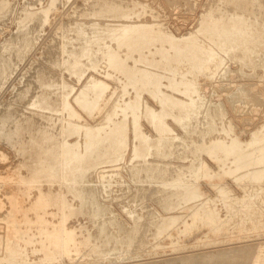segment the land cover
<instances>
[{
  "label": "rangeland",
  "instance_id": "rangeland-1",
  "mask_svg": "<svg viewBox=\"0 0 264 264\" xmlns=\"http://www.w3.org/2000/svg\"><path fill=\"white\" fill-rule=\"evenodd\" d=\"M1 2H0V7H2V9H0V62H1V60L3 61L2 63H0L1 64V68H0V134L2 135L1 137H0V256H1V254L2 253H4L5 252V250H3L4 249V247L2 248V246H3V244L1 243L2 241H3V239L5 238V240L7 239V238H11V239H14V238H17V235H19V234H21V233H24V232H26L28 229L29 230H31L32 232L34 231H38V226H40V224L42 223L41 222V219H42V221H45L44 223H49L50 225L51 224H54V223H56L57 222V219H59L60 217H61V213H59V212H61V211H63V213L65 214L66 213V216H68V222H69V224L70 225H73V226H76V227H78L77 228V230L79 231V232H77L76 233V235L79 237H77V242H78V244L80 245V246H78V252H77V254H76V256H74L73 258L74 259H71V258H67V256H64L63 257V259H64V261L62 262V261H58V260H60L59 258H58V256H59V254L58 253H53L54 252V250H52L53 252H52V254L50 253V252H48L47 250H45V248L43 247L44 246V243H46L45 241H41V240H39L40 239V237H39V235L37 234V237L39 238H37L36 239V237H34V239H35V242H30V241H27L28 243H27V246L28 247H26L27 249H26V253H28V258H31L32 260H29V259H23L22 258V260H21V257H17L16 259L18 260V263H17V261L16 262H14V264L16 263V264H26L27 262H28V264H49L48 262L50 261V264H148V263H152V264H182L181 263V258H178L177 256H179V257H181V255L184 253L185 255L187 254V255H189V253H200L201 251L203 252V251H214V250H220V249H222V248H226L228 245V247L227 248H230V249H233V247L234 246H237V248L236 247H234V248H236V249H238V247L239 246H241L242 245V243H243V245H249V246H253V248H255V250L256 249H264V211L262 210V209H259L260 207H259V203L257 202V203H252L253 201H252V199H251V195H253V196H255V195H257V193L259 192V190H260V187H256V186H254V188H252L253 186H251L250 184H248V186H241V185H239L238 183H236L235 182V178L236 177H239V175L241 176L242 174L244 175V171H237L234 175H230V174H228L227 175V182L223 185H219V186H221V187H212V185L210 184V183H208L207 181H206V177L210 174L209 172H207L206 171V169H203V168H200V167H202L201 166V164L203 165V163H207V165L208 166H210L211 168H213V169H218V165H217V162H216V160L213 158V156H211V153L209 154L208 153V151L211 149V146L212 145H214V144H216V142H219V141H221V140H225V138H227L229 135L228 134H230V138L231 137H233L234 139H236V138H241V139H248V138H250L251 136H253V135H255V134H258V132H259V134H262V132L264 131V62H262V61H264V53L263 52H261V51H259V48L261 47V42H262V40H264V32H262L263 30H264V26H262V25H264V15H262V14H264L262 11H263V9L262 8H264V0L263 1H257L260 5H263L262 6V8H261V6L259 5V4H256V5H258V6H254L252 3V1L251 0H244V2H243V0H242V2H241V0H236V2L234 3V1L235 0H230V1H232L231 3L229 2V0H226L225 1V6L224 5H222L224 2V0L222 1H219V0H122V1H120L119 0V2H118V0H116V1H114V0H109V3L107 2V1H103V0H0ZM3 1H5L4 3H3ZM6 1H8V2H6ZM106 4V2H107V5L105 6V8L106 7H108V8H104V5H103V2ZM125 1V2H124ZM250 2V3H247V2ZM10 2V3H9ZM102 2V3H101ZM114 2V4H112ZM119 3V4H117L118 6H116V3ZM121 2H122V4H121ZM212 2V3H211ZM227 2V3H226ZM228 2H229V4H228ZM237 2H238V5H237ZM241 2V3H240ZM3 3V4H2ZM30 3V4H29ZM34 3V4H33ZM94 3H96V5H98V6H96ZM99 3V4H98ZM123 3H124V5H123ZM214 3H216L215 4V6H214ZM217 3H220V4H218L221 8H222V10H224V14H223V11L220 9V7H219V9H218V5H217ZM4 4H6L5 6H4ZM11 4V5H10ZM32 4V5H31ZM102 5V8H104V10L101 8V5ZM142 4V5H141ZM226 4H228V5H226ZM232 4V5H231ZM236 4V5H235ZM241 4H243V5H240ZM252 5V6H249V5ZM2 5V6H1ZM27 5L28 6H30V9H29V7H27ZM52 5V6H51ZM100 5V6H99ZM111 5V6H110ZM113 5V6H112ZM131 5V6H130ZM210 5V6H209ZM247 5V6H246ZM23 7V10H22V7ZM31 6L33 7L32 9H31ZM120 6H122V7H120ZM157 6V7H156ZM212 6V7H211ZM233 6H235V7H237L236 9V11H235V7H233ZM238 6H239V8H238ZM24 7H25V10H26V12H31L32 11V13H33V15H31V16H33V19H32V17L30 18V16H27L26 15V12H24L25 10H24ZM110 7V8H109ZM116 7V8H115ZM118 7H119V9H118ZM210 7V8H209ZM223 7H224V9H223ZM228 7V8H227ZM244 7V8H243ZM247 7V8H246ZM251 7H253V9L251 8ZM5 8V9H4ZM20 8H21V10H20ZM44 8V10H42L41 11V9H43ZM111 8H113V9H111ZM138 8V9H137ZM209 8V9H208ZM217 8V9H216ZM233 8H234V10H233ZM249 8V9H248ZM254 8H255V10H254ZM259 8H261V10H259ZM36 9H37V11L39 10L40 12H41V14L39 13V11L37 12L36 11ZM97 9H99L98 11H97ZM110 9L112 10V12L110 11ZM115 9H117V10H115ZM208 9V10H207ZM214 9H216V10H214ZM228 9V11H226ZM242 9V10H241ZM251 9V10H250ZM258 9V10H257ZM5 10H6V13H8V14H6L5 13ZM17 10V11H16ZM102 10V11H101ZM106 10V11H105ZM113 10L115 11V12H113ZM145 10V11H144ZM153 10V11H152ZM209 10H210V13H212V14H210V17H209ZM217 10H219V11H217ZM231 10H232V12H231ZM239 10V11H238ZM240 10L242 11L241 13H243L244 14V17H245V19H246V15H247V19H246V23L242 26L243 28H244V31H245V27L247 28L246 30V32L245 33H247L246 34V40H241V42H242V44H241V42L240 43H238L239 41H240V39L238 40V38L236 39V37H235V31L232 29L233 27H232V24H231V21H232V17L231 16H233L234 14H236L237 12H240ZM244 10V11H243ZM246 10V11H245ZM253 10L256 12V14H254V12H253ZM257 10V11H256ZM8 11V12H7ZM19 11H21V12H19ZM95 11V12H94ZM100 11V12H99ZM104 11V12H103ZM125 11V12H124ZM235 11V12H234ZM250 11V12H249ZM253 13H252V12ZM23 12V13H22ZM34 12H37V13H34ZM42 12H43V14H42ZM45 12V13H44ZM97 12V13H96ZM102 12V13H101ZM110 12V13H109ZM204 12V13H203ZM205 12H208V13H205ZM216 12H217V14L219 13L221 16H223V15H225V13H226V17L224 18V17H219V14H218V19H219V22H222L221 24H220V27H222L221 29H222V31L224 32V30H225V32H226V30H227V32L225 33V34H228V35H230V36H228V37H225V38H223V39H227L226 41H222V39H218V37H217V39H216V31L217 30H215L216 28H213V27H211L212 25L210 24V26H207V25H209V23H210V20H209V18L211 19V16L215 19V18H217V16L215 17V15H217L216 14ZM229 14H228V13ZM231 12V13H230ZM244 12H246V13H244ZM105 13V14H104ZM107 13H109V14H107ZM120 13V14H119ZM222 13V14H221ZM252 13V14H251ZM2 14V15H1ZM5 14V15H4ZM20 14V15H19ZM23 14V15H22ZM25 14V15H24ZM93 14V15H92ZM96 14V15H95ZM99 14H103L102 16L101 15H99ZM108 16H107V15ZM206 14V15H205ZM230 14H231V16H230ZM233 14V15H232ZM250 14V15H249ZM255 16H254V15ZM260 14V15H259ZM4 15V16H3ZM19 15V16H18ZM35 15H37V17L35 16ZM39 15V16H38ZM98 15V16H97ZM200 15H202V16H200ZM257 15V16H256ZM1 16H3V17H1ZM20 16H22V18H20ZM27 16V18L29 17L30 19H26L25 17ZM43 16H45L44 18H43ZM228 16V17H227ZM249 16V17H248ZM251 16V17H250ZM259 16H261V17H259ZM14 17V18H13ZM41 17H42V20H41ZM94 17H96L95 18V20H94ZM114 17V19H110V18H113ZM202 17H205V18H203L202 19ZM231 19H230V18ZM257 18L256 20H252V19H250V18ZM263 17V18H262ZM18 18H20V19H18ZM24 18V19H23ZM38 18V19H37ZM99 18V19H98ZM226 18H229V19H227V20H229V21H226ZM18 19V21L19 20H22V22L20 23V21L19 22H17L16 20ZM26 19V24L27 25H25V24H23V26H21V24L24 22V20ZM109 19V20H108ZM154 19V20H153ZM200 19V21H198ZM206 19H207V21H208V23H206L207 21H206ZM217 19V20H218ZM261 19H263V20H261ZM33 20V21H32ZM38 22H41L42 24L40 25V23H38ZM41 20V21H40ZM46 20V21H45ZM87 20V21H86ZM96 20H97V22H96ZM112 20V21H111ZM141 22V21H144V22H148V23H150V24H152L153 22V24H152V28L154 29V28H156L157 26H159L160 28H159V30H157L158 28H156V29H154V31H156L155 32V34H153L154 35V37L156 36L157 38H160L161 36V40H164L165 42L164 43H169V42H173L175 39V42H177V43H181V42H187V43H193V42H195L196 44H197V41H198V51H200V52H198L197 50L195 51L199 56H197V54L195 53L194 54V57L192 56V59L193 60H196V62L194 61V63H192L191 65L189 64H187V66H186V69H185V67H183L184 69L182 70V69H176V71H174L173 69H171V67L172 68H175V67H177L178 66V63L175 61V60H173V62L171 61V64L173 65V66H171L170 64H168V63H165V62H163V61H160L161 62V64L159 63H157L156 65L157 66H155L156 67V69L158 70V71H162V73L165 75V77H163L164 79H163V83L165 84V85H163L162 87H161V91H163L164 92V90H165V94H173V96H175L177 99L180 97V99H186V101H187V103L188 104H185V107H182V106H177L176 105V107H170L169 108V106L167 107V105L165 106V108H169V109H175L176 108V113H175V110H172V112H170L169 111V109H168V111H169V115H167L168 117H166V119H167V121L171 124V126H173V128H174V134H178V137H173L172 135H174L173 133H171V135L170 134H168V135H170V136H168V138L166 137L165 138V140L162 142V144L165 146H163V145H161V148L160 149H162V150H160V149H158V146H157V144H158V134L156 133L157 131H154L153 130V128H151L152 127V125L150 126V124L151 123H149L150 122V118H149V116L147 115V114H142V117H141V121H142V128H143V130L144 131H146L148 134H150V136H151V138H150V143H153V144H151L152 146H151V148H150V154H148L147 155V153H145V154H143L144 155V158H143V155H138V156H133V154H131V153H133V152H131V150H132V147H133V138L131 137V138H129L130 140V145H129V148H127V150H126V152L124 153V156H122V157H124V161L122 162V160H123V158L119 161V159H120V157L118 158V157H116V155L115 154H107V155H105L103 158L104 159H106L107 157H109V156H111V157H109V158H107L110 162H113V163H115V165L114 164H112L113 165V167H112V165L110 164V162L106 159L105 160V162H103V165L101 164L102 162H100L101 161V156L99 155V152H101V151H104V150H106V147H107V149L109 148V139H106V138H103V139H105V141L104 140H102L103 141V143L100 141V143L98 144V146L96 147V148H92V149H90L87 153H86V155L88 154V156H79L78 158H76V160L77 159H79V160H81V158L83 159V160H81V161H79V162H81L82 163V161H83V164H80V166L82 167V169L81 170H83L84 171V173L80 170L79 172H78V175H77V177L78 178H80L79 179V185H82L85 181H87V182H85L86 183V185H85V183H84V185L85 186H79L78 185V182L77 183H75L74 185H76V186H78V187H76V186H71V188L70 187H68V186H66V185H60V183L57 181V182H51L50 184H48L49 182H50V180H45L44 178H47V177H49V176H51V175H54L55 177H57V175H56V172L55 171H57V169L56 170H53L52 172H48V171H43L42 169H40L38 166V164L37 163H40L39 161H41V155L43 154V147L44 148H46V147H48L49 145H51V146H53V147H56V144H57V142H58V140H60V138L61 139H63V137H66V139L65 140H67L70 144H71V142L72 143H74L76 140H77V138H78V140H79V138L81 137V135H82V131L81 132H75V130L71 133L70 131L68 132V131H66L67 132V134H66V132L65 131H62L61 130V127L60 126H62L61 124L63 123V120H77V121H80V122H83V123H90V124H95V123H98V122H100L101 121V119L102 118H104V116H105V112L107 111V110H109L110 108H111V105L112 104H109L108 106H107V108L104 110L103 109V111L102 112H99L98 113V111L97 110H95L93 113H88V111L85 109V108H90V106L87 104V102H88V99L90 100L93 96H94V92L92 93V92H90V91H85L84 93H83V91H80V89L79 88H81V86H82V84L83 83H85L87 80H85V79H87V78H89V76L90 75H96V76H98V77H100V78H103V79H105L106 81H108V82H110L111 83V89H109L110 90V92L108 93L109 95H110V93L113 91V90H116V93H115V95H114V97H116V96H119V95H121V93H123V90H124V88L125 87H123V81H121V78L122 79H125V76H124V74L122 73V72H120V70L118 71L116 68H115V66L113 65V64H106V62L105 61H108L106 58H102V55L101 54H98L97 52L94 54V56H98V57H93V54H91L90 56L89 55H87V54H85V56L84 57H81L80 56V54H81V52H80V50H82V54H83V52H87V51H89V50H84V49H88L87 47H89V46H87V45H89V37H90V39H91V37L93 38L95 35H97V34H100V36H103V37H105V38H111L112 40H113V46L116 44L117 45V41L115 40L116 39V37L114 36V35H111L110 34V36L108 35V34H106V33H108V32H110L109 30H111V28H110V25H106L105 23H107L108 24V22L109 23H112V22ZM118 20V21H117ZM205 21V23H204V21ZM260 20V21H259ZM32 23H31V22ZM45 21V22H44ZM80 22V23H76V22ZM106 21V22H105ZM111 21V22H110ZM201 21H203V23L201 22ZM226 23H225V22ZM248 21V22H247ZM250 21V22H249ZM252 21L254 22V21H259L258 23L257 22H254L253 24H252ZM30 24H29V23ZM77 24H75V23ZM85 23V24H83V23ZM89 22H90V24H89ZM91 22H92V25H91ZM94 22H96L95 24H93ZM104 22V23H103ZM155 22H157V23H155ZM229 22H230V24H229ZM36 25H35V24ZM45 23V24H44ZM101 23V25H99ZM248 23V24H247ZM18 24H19V26H18ZM39 24V25H38ZM80 26H79V25ZM86 24H87V27H85L86 26ZM97 24H98V26H97ZM105 24V25H104ZM155 24V25H154ZM158 24V25H157ZM203 24H204V26H203ZM207 24V25H206ZM223 24H225V25H223ZM252 24V25H251ZM261 26H260V25ZM38 25V26H37ZM76 25V26H75ZM82 25H83V28H84V30H83V28H82ZM89 25H91L90 27L92 28H90V27H88ZM94 25L95 26H97V28L95 29V27H94ZM103 25V26H102ZM163 26V27H161V26ZM198 25H200L199 27H198ZM222 25V26H221ZM230 25V26H229ZM247 25V26H246ZM250 25V26H249ZM253 25H255V26H253ZM257 25H259V26H257ZM31 26V27H30ZM35 26V27H34ZM93 26V27H92ZM101 26V27H100ZM156 26V27H155ZM197 26V27H196ZM203 26V27H202ZM224 26H227V28L225 27L224 28ZM258 28H257V27ZM18 27H22V28H18ZM24 27V28H23ZM32 27H33V29H32ZM39 29H37V28ZM39 27H41V29L39 28ZM78 27H80L79 29H78ZM200 27L202 28V29H200ZM205 27V29H203ZM207 27H210V28H212V29H207ZM228 27H229V29H228ZM249 27V28H248ZM250 27H252V28H250ZM261 27V28H260ZM17 29V32H18V30H19V35H18V33L16 34V36L14 35L15 33H14V31H16V30H14V29ZM28 28H29V32L27 33L26 32V30L28 31ZM31 28V29H30ZM43 28V29H42ZM86 28H88L89 29V31L86 29ZM163 28H165L164 30H162ZM198 30H197V29ZM253 28H254V30L257 32V29H258V32L256 33L254 30H253ZM257 28V29H256ZM260 28V29H259ZM23 29V30H22ZM81 29H82V33H81ZM85 29H86V31H85ZM195 29V30H194ZM262 29V30H261ZM14 30V31H13ZM20 30H21V32H20ZM25 30V31H24ZM33 30V31H32ZM37 30V35H35V33H34V31H36ZM90 30H91V32H90ZM93 30V31H92ZM95 30V31H94ZM97 30V31H96ZM105 30V31H104ZM167 30V31H166ZM168 30H169V32H168ZM189 30V31H188ZM200 30H201V32H200ZM204 30V31H203ZM213 30H214V33H213ZM228 30H229V32H228ZM248 30L250 31V32H248ZM39 31V32H38ZM76 31H77V33H76ZM79 31V32H78ZM84 31V32H83ZM162 33H161V32ZM164 31V32H163ZM166 31V32H165ZM188 31V32H187ZM203 31V32H202ZM230 31H231V33H230ZM23 32V33H22ZM31 32V33H30ZM87 32V33H86ZM104 32V33H103ZM158 32V33H157ZM197 32H198V34H197ZM207 32L209 33V35H206L207 34ZM260 32H262L261 34H262V37H261V34H260ZM13 34V36L11 35V34ZM20 33H21V35H22V37H23V39L24 38H27V36L29 35V33H30V35H32V37L29 35L28 37V39L27 40H22V37H21V35H20ZM25 33V34H24ZM28 35H27V34ZM34 33V34H33ZM76 33V34H75ZM80 33V34H79ZM84 33H85V35H84ZM91 33V34H90ZM97 33V34H96ZM152 33H154L153 31H152ZM160 33V34H159ZM163 33H166V34H163ZM171 34L169 37L167 36V34ZM181 33V34H180ZM188 33V34H187ZM200 33H203L202 34V36L204 37V34H205V36H206V38H203L201 35H200ZM232 33H234L233 34V36L231 35ZM251 35H250V34ZM79 34V35H78ZM162 34V35H161ZM172 34H173V36H172ZM184 34V36H182ZM191 34V35H190ZM212 34H215V35H212ZM255 35V36H252V35ZM78 35V36H77ZM87 35H89V36H87ZM93 35V36H92ZM108 35V36H107ZM158 35H160L159 37H158ZM176 35V36H175ZM179 35H181V36H179ZM186 35H188V36H186ZM196 35H197V38H195L196 37ZM210 35L211 36H214L213 38L214 39H211V37H210ZM247 35L249 36V37H247ZM258 37H257V36ZM260 35V36H259ZM10 36H12V37H10ZM19 36V37H18ZM33 36H35V39L33 38ZM82 36V37H81ZM163 36H164V38H166V39H164L163 38ZM234 37L233 38V40H231L230 38H232V37ZM16 37H18V39L20 40V38H21V40L19 41ZM31 37V38H30ZM78 37H81V39L80 38H78ZM88 37V39H86ZM99 37V36H98ZM174 37V38H173ZM178 37V38H177ZM182 37V38H181ZM183 37H187L186 39L185 38H183ZM191 37H193V39L191 38ZM230 37V38H229ZM252 37V38H251ZM8 38V40H6ZM71 38H74V39H71ZM113 38H115V39H113ZM169 38H170V41H169ZM209 38H210V40H209ZM228 38L230 39V41L228 40ZM248 38H249V40H248ZM251 38V39H250ZM256 38H257V40H261V42L260 41H258V42H254V41H257L256 40ZM260 38V39H259ZM5 39V40H4ZM11 39V40H10ZM16 39V40H15ZM31 39V40H30ZM33 39H34V41H33ZM183 41H182V40ZM187 40V41H185V40ZM188 39H190V40H188ZM195 39V40H194ZM198 39V40H197ZM202 39V40H201ZM204 39V40H203ZM253 39V40H252ZM70 40H74L76 43H74V42H72V41H70ZM81 40V41H80ZM88 40V41H87ZM168 40V41H167ZM178 40H180V41H178ZM211 40H213V41H211ZM215 40H216V42H217V44H216V42H215ZM2 41H3V43H2ZM6 41H8V44H7V42ZM12 41V42H11ZM17 41H19L20 42V44L17 42ZM22 41H24V42H22ZM29 41H31V42H29ZM33 41V42H32ZM64 41V42H63ZM67 41H69V42H67ZM78 41V42H77ZM189 41H191V42H189ZM193 41V42H192ZM228 41L229 42H232V43H230L231 44V46L229 47V46H227V45H230V44H227L228 43ZM235 41H236V44H235ZM244 41H247V42H244ZM250 43H252V42H254L253 44H252V46H253V48L256 46V45H258L259 46V43H260V47H258V46H256L257 47V49H252V47H251V44L249 45V42ZM12 44H11V43ZM22 42V43H21ZM29 42V43H28ZM72 42V43H71ZM83 43V42H85V45H84V43L83 44H81V43ZM86 42H89L88 44H86ZM212 42L214 43V44H212ZM218 42H219V45H218ZM224 42V43H223ZM227 42V43H226ZM244 42V43H243ZM15 43V44H14ZM17 43V44H16ZM26 43L28 44V45H30V47L28 46V45H26ZM32 43V44H31ZM64 43L67 45V47H66V45L64 46ZM78 43L80 44L79 46H78ZM202 43H203V45H202ZM222 43L224 44V45H222ZM238 43V44H237ZM4 44H6V45H9V47L8 46H4ZM22 45V47L20 48V46L19 45ZM69 44V45H68ZM70 44H72V45H70ZM95 43H93V45H94ZM201 44V45H200ZM205 44V45H204ZM11 45H12V47H14V48H12L11 47ZM14 45V46H13ZM18 47H16V46ZM24 45V46H23ZM73 45L75 46L74 48H73ZM84 45V47L83 48H81L82 46ZM96 45V44H95ZM94 45V46H95ZM210 45V46H209ZM222 47H221V46ZM236 47H235V46ZM243 45H248V47L247 46H245L244 48H246V49H244L243 48ZM255 45V46H254ZM25 46H27V47H29V49L27 48V47H25ZM70 46H72L70 49H69V47ZM204 46V47H203ZM226 46V47H225ZM233 46V49H232V51H231V49L229 50L228 48H231ZM240 46V47H239ZM6 47H8V48H6ZM25 47V48H24ZM50 47V48H49ZM77 47V48H76ZM80 47V48H79ZM210 49H209V48ZM234 47H235V51L233 52V50H234ZM249 47H250V49L251 50H249ZM263 47H264V41H263V43H262V48H260V50H262V51H264V49H263ZM7 49V50H5V51H3L4 49ZM17 50H16V49ZM33 48V49H32ZM64 48V49H63ZM67 48V50H65ZM201 48V49H200ZM204 48H206L205 49V51H208V49L209 50H211V51H208V52H204ZM220 50H219V49ZM223 48H224V50H223ZM226 48V49H225ZM239 48V49H238ZM240 48H241V50H240ZM242 48H243V50H246L247 51V53H246V55H245V51H243V52H241L242 51ZM248 48V49H247ZM2 49V50H1ZM9 49V50H8ZM22 49H24V50H22ZM27 49L29 50V51H27ZM48 49V50H47ZM63 49V51H61ZM68 49H69V51H71L70 53L68 52ZM203 49V50H202ZM237 49V50H236ZM11 50V51H10ZM12 50H14V51H12ZM26 50V51H25ZM75 50H76V52H75ZM227 50V51H226ZM239 50H240V52H239ZM253 50H255L254 52H253ZM16 51V52H15ZM22 52V53H20V52ZM77 51H79V52H77ZM212 51H216V52H214V53H217V54H214ZM7 52V53H6ZM15 52V53H14ZM27 52V53H26ZM48 52V53H47ZM74 52V53H73ZM202 52H204V53H202ZM233 52V53H232ZM239 52V53H238ZM250 52V53H249ZM252 52V53H251ZM259 53V55H258V53ZM6 53V54H5ZM14 53V54H13ZM17 53V54H16ZM64 53V54H63ZM67 53H68V55H67ZM72 53V54H71ZM88 53V52H87ZM200 53V54H199ZM209 53V54H208ZM214 55H216V56H214ZM218 53H219V56H218ZM225 53H226V55H225ZM229 53H232V54H230V57H229ZM255 53V54H254ZM263 53V54H262ZM20 54V56H18ZM22 54H24V55H22ZM63 54V55H62ZM74 54H76V57H81V59H80V65L78 64L77 65V67H73V64H69L68 65V63H73L72 62V60L73 59H75V56H74ZM81 54V55H82ZM206 54V58H207V56H208V58L207 59H209L210 58V56H211V60L209 59L208 61H207V59L205 58V55ZM235 54H237V55H239V57H237V55H235ZM242 54V55H241ZM248 54V55H247ZM253 55V56H251V55ZM258 56H257V55ZM260 54H262L263 55V58L262 59H260L261 57H262V55H260ZM7 56V58H5L6 56ZM66 55L68 56V57H66ZM69 55H70V58H69ZM84 55V54H83ZM82 55V56H83ZM89 56L90 58H92V59H90L89 57H87V56ZM203 57V59H202V57ZM213 55V56H212ZM221 55V56H220ZM232 55L233 56H235L234 58L232 57ZM4 56V57H3ZM197 56V57H196ZM242 56H244V58H242ZM246 56V57H245ZM249 56V57H248ZM250 56H251V58H250ZM257 56V57H256ZM260 56V57H259ZM18 57V58H17ZM71 57H73V58H71ZM196 57V58H195ZM199 57H201V58H199ZM212 57H214L213 59H212ZM218 59H216V58ZM225 57V58H224ZM45 58V59H44ZM61 58V59H60ZM67 58V60H64V59H66ZM70 60H69V59ZM187 58V57H186ZM189 58V57H188ZM222 58V59H221ZM227 58V59H226ZM232 58V59H231ZM237 58H238V61H235V60H237ZM243 59V61H242V59ZM245 58H246V60H245ZM248 58V59H247ZM252 58H254V59H252ZM257 58V59H256ZM11 59V60H10ZM104 59H105V61H104ZM200 59L202 60V61H200ZM214 59H216V60H214ZM224 59V60H223ZM230 59V60H229ZM255 59H256V61H255ZM259 59V60H258ZM89 60V61H88ZM100 60V61H99ZM197 60H198V62H197ZM206 60V61H205ZM214 61V63H212L213 61ZM220 60H222V61H220ZM227 60V61H226ZM240 60V61H239ZM247 60L249 61L248 63H249V65L247 64ZM261 60V61H260ZM70 61V62H69ZM208 62V63H206L205 64V62ZM216 61V62H215ZM253 61H254V63H253ZM258 61H259V63H258ZM7 62H9V65H7L8 63ZM11 62V63H10ZM162 62H163V67H162ZM202 62V63H201ZM209 62L211 63V64H209ZM224 64H223V63ZM245 64H244V63ZM252 62V63H251ZM256 62V63H255ZM4 63H7V64H4ZM13 63H15L14 65H13ZM58 63V64H57ZM176 63V64H175ZM200 63V64H199ZM221 63V64H220ZM225 63L227 64L226 66H227V68H225L226 66H224L225 65ZM242 63V64H241ZM260 63H262L263 64V66H260V65H262V64H260ZM13 66H15V67H13ZM38 64V65H37ZM64 64V65H63ZM95 64V65H94ZM168 64V66H165V65H167ZM206 66H205V65ZM219 64L220 65H222V67L221 66H219ZM254 64H255V67H254ZM3 65V66H2ZM161 65V66H160ZM171 67H170V66ZM195 65H196V67H195ZM208 65H210V67L208 66ZM211 65H212V67H211ZM213 65L215 66V67H213ZM218 65V66H217ZM242 65H244V66H242ZM245 65H247V66H245ZM13 68H12V67ZM32 66V67H31ZM88 66V67H87ZM160 68H159V67ZM200 68H199V67ZM203 66V67H202ZM208 66V67H207ZM250 66V67H249ZM260 66V67H259ZM5 67H9L8 68V71L11 73H8V71H7V68H6V70L4 71V69H5ZM18 67V68H17ZM69 67H71V70H70V68ZM164 67H165V69H164ZM166 67H167V69H166ZM251 67H254L253 68V70H252V68ZM259 67V68H258ZM263 67V68H262ZM4 68V69H3ZM72 68H74V69H72ZM192 68V69H191ZM194 68V69H193ZM196 68V69H195ZM198 68L200 69V70H202L203 68H205V70L203 69L202 71H199L198 70ZM207 68H208V70H207ZM209 68L211 69L210 71H209ZM214 68H216V69H214ZM218 68H221L220 70H218ZM262 68V69H261ZM3 71H2V70ZM15 69V70H14ZM43 71H42V70ZM171 71H170V70ZM188 69V70H187ZM223 69V70H222ZM39 70V71H38ZM166 72H165V71ZM191 70V71H190ZM209 71V72H207V71ZM212 70H214V71H212ZM224 70H225V73H224ZM15 71V72H14ZM84 71V72H83ZM179 71V72H178ZM204 71V72H203ZM212 71V73L210 74V72ZM215 71H216V73H217V75H216V73H215ZM222 71V73H220ZM5 72H7L6 73V75H5V77L3 76L4 74H5ZM170 72H171V74H170ZM177 73L176 74V76L177 75H179L178 77H183L184 79L185 78H187L188 79V81H192L193 82V87L194 88H196L197 89V93L195 92L194 94L192 93V96H193V98H194V100L196 99V96H198L197 97V99H200V97H202L200 100L202 101V102H200L199 100H197V101H194L195 103H197L196 105H195V103L193 102V103H189L188 101L190 100V97L186 94L185 95V93L183 92H181V90H183V87H184V85H186V86H189V85H187V84H183V85H181V84H179V86L176 84H174L173 85V83L170 81L171 80V78L170 77H172V75H174L175 73ZM195 74H194V73ZM199 72V73H198ZM200 72L202 73V74H200ZM41 73V74H40ZM48 73V74H47ZM167 73H168V77H167ZM173 73V74H172ZM180 73V74H179ZM182 73V74H181ZM184 73V74H183ZM190 73V74H189ZM193 73V74H192ZM208 73H209V76H211V77H209L208 76ZM213 73L215 74L214 76H213ZM219 73V74H218ZM8 74H10V75H8ZM13 74V75H12ZM45 76H44V75ZM197 74V75H196ZM220 74H222V75H220ZM224 74V75H223ZM43 75V76H42ZM171 75V76H170ZM190 75V76H189ZM191 75L193 76V77H191ZM199 75H201V76H199ZM207 75V76H206ZM226 75V76H225ZM47 76V77H46ZM52 77V76H55V77H52V78H49L48 79V77ZM57 76H58V79H57ZM59 76L61 77H63L64 79H61L60 78V80H59ZM88 76V77H87ZM196 76H198V78H196ZM213 76V77H212ZM223 76V77H222ZM3 77V78H2ZM6 77H7V79L8 80H6ZM13 77V78H12ZM36 77H38V78H36ZM44 77V78H43ZM180 77V78H181ZM191 79H190V78ZM206 77V78H205ZM225 77V78H224ZM4 78H5V80H4ZM55 78L57 79V82H56V85H58L59 86V89H58V86H56V85H54V83H55ZM166 78V79H165ZM208 78V79H207ZM37 79V80H36ZM52 79H54V80H52ZM66 79V80H65ZM168 79V80H167ZM39 80V81H38ZM41 80V81H40ZM42 80H44V81H42ZM49 80V81H48ZM62 80L64 81V83L62 82ZM85 80V81H84ZM165 80H167V82L165 81ZM186 80V79H185ZM198 80V81H197ZM208 80V81H207ZM28 81H29V83H28ZM60 81H61V84H60ZM195 81V82H194ZM22 82V83H21ZM31 82V83H30ZM38 82V83H37ZM49 82H52V83H49ZM67 82V83H66ZM71 84H70V83ZM73 82V83H72ZM172 83V86L170 87V85H171V83ZM204 82V83H203ZM37 83V84H36ZM44 83V84H43ZM47 83V84H46ZM57 83H59L61 86L63 85V87L62 88H60V85L59 84H57ZM66 83V84H65ZM194 83H196V84H194ZM200 85H199V84ZM25 84V85H24ZM28 84H30V86L28 85ZM38 84H40V86L38 85ZM44 85V87H42L43 85ZM50 84V86H52V87H54V86H56L55 88H53L52 89V87L51 88H49V87H47L48 85ZM65 84V85H64ZM67 84H70V85H67ZM169 84V85H168ZM46 85V86H45ZM167 85V86H166ZM198 85H199V87H198ZM241 85V86H240ZM26 86V88H24ZM29 86V88H27ZM64 86H66V87H68L69 86V88H66V87H64ZM139 86V87H138ZM143 86V85H142ZM169 86V87H168ZM182 86V87H181ZM16 87V88H15ZM41 87V88H40ZM46 87V92H45V90H44V88ZM133 88V90H132V88ZM145 87V88H144ZM151 87V88H150ZM178 87V88H177ZM181 87V88H180ZM24 88V89H23ZM39 88H40V90H39ZM139 88H141V86H140V84L139 83H137V85H136V87H135V89H134V87L131 85H129L128 86V89H129V92H128V94H129V96H128V94H125V96H127V97H130V96H133V94H135V91L137 92V89ZM147 88V90L146 91H143V90H145ZM153 87H152V85H149V87H147V86H143L141 89H140V95H141V98L142 99H144L145 101H147V102H149L150 104H153V106L155 105V107H157L158 109L159 108H161V105L159 104V103H161V102H158L159 100H157V99H155V98H153V95L151 94V92L150 91H152L151 89H152ZM167 88V89H166ZM174 88V89H173ZM176 88V89H175ZM180 88V89H179ZM244 88V89H243ZM27 89H29V90H27ZM36 89V90H35ZM48 89H51V90H48ZM58 89V91H56V90ZM62 89H64V91L62 90ZM138 89V90H139ZM143 89V90H142ZM150 89V91L149 92H147L148 90ZM178 89V90H177ZM241 89V90H240ZM24 90V92H26V93H24V92H22V91ZM27 90V91H26ZM42 90V91H41ZM43 90H44V92H43ZM54 90L56 91V92H54ZM78 90V91H77ZM134 91V92H132V91ZM167 90V91H166ZM177 90V91H176ZM199 90V91H198ZM243 90V91H242ZM247 92H245V91ZM21 92L22 94H20L19 95V93L18 92ZM29 91V92H28ZM40 93H38V92ZM47 91H49V92H47ZM61 91H62V94H61ZM77 91V92H76ZM79 91H80V93H79ZM141 91H142V93H141ZM242 91V92H241ZM27 92L29 93L28 95H26L27 94ZM31 92V93H30ZM35 92H37L36 94L37 95H35ZM50 92H53V93H50ZM131 92V93H130ZM169 92H172V93H169ZM198 92H200L199 94H198ZM245 92V93H244ZM16 93H18V94H16ZM42 93H44L43 95H42ZM46 93V94H45ZM88 93V94H87ZM91 95H90V94ZM39 94V95H38ZM85 94V95H84ZM132 94V95H131ZM196 94V95H195ZM245 94V95H244ZM17 95V96H16ZM22 95V98H21V100H20V97L19 96H21ZM23 95H24V97H23ZM26 95V96H25ZM93 95V96H92ZM108 95V96H109ZM185 95V96H184ZM195 95V96H194ZM201 95V96H200ZM247 95V96H246ZM36 96V97H35ZM38 96H42V97H38ZM144 96V97H143ZM188 96V97H187ZM244 98H243V97ZM254 96V97H253ZM19 97V98H18ZM48 98V100H44L45 101V103L43 102V98ZM90 97V98H89ZM10 98H12V99H10ZM33 98V100H31V99ZM34 98H36V99H38V101H39V99L41 98V100H40V102H38L37 100H36V102L39 104V106H38V104H34V102H35V99ZM188 98H189V100H188ZM248 98V99H247ZM252 98V99H251ZM150 101H149V100ZM155 99V100H154ZM238 99V100H237ZM60 100V101H59ZM62 100H64V101H62ZM143 100V101H144ZM235 100V101H234ZM241 100H243V101H241ZM8 101V102H7ZM30 101V102H29ZM70 102L71 104H72V106L77 110V112L80 114L79 115V117L78 116H69L70 114L68 113L69 111L67 110V109H65V107H64V104L66 103V102ZM10 102V103H9ZM35 102V103H36ZM203 102H205L204 104H205V106L203 105ZM211 102V103H210ZM12 103V104H11ZM20 103V104H19ZM28 103V104H27ZM32 103V106H29L30 104ZM52 105L53 106V109H52V106H48L49 107V109L50 110H48V107H47V105ZM61 103H63V110L62 109H60L61 108ZM209 104V107H208V104ZM213 103L216 105H213ZM221 103V106L219 105ZM190 104H192V105H190ZM217 104H218V106H217ZM35 105V106H34ZM57 105H58V107H57ZM213 105V106H212ZM10 106V107H9ZM22 106V107H21ZM34 106V107H33ZM42 106V107H41ZM44 106V107H43ZM188 106V107H187ZM192 106H195V107H192ZM201 106H204V107H202V108H200ZM7 107V108H6ZM45 107H47V108H45ZM60 107V108H59ZM177 107L179 108V109H177ZM190 107V108H189ZM192 107V108H191ZM199 107V108H198ZM213 109H212V108ZM220 107V110L218 109ZM222 107V108H221ZM9 108V109H8ZM13 108V109H12ZM40 108H44V110H42V109H40ZM56 108H58L57 110H56ZM180 108H182V109H184V110H180ZM191 109L190 111H187V110H189V109ZM209 108V110L207 111V109ZM214 108H216V109H214ZM15 109V110H14ZM47 109V110H46ZM195 110L194 112H193V110ZM197 109H199L198 111H197ZM222 109H223V111H222ZM6 110V111H5ZM8 110V111H7ZM12 110V111H11ZM19 110V111H18ZM53 110V111H52ZM54 110H56V112L54 111ZM59 110H60V112H62V113H60L59 112ZM62 110V111H61ZM186 110V111H185ZM202 110H203V112H202ZM219 112H218V111ZM3 111H5V112H3ZM211 111L213 112V114H211ZM9 112H11V113H9ZM177 112H179V113H177ZM183 113V115H184V117H186L185 119H184V117H183V115H182V113ZM185 112H187L188 114H186ZM193 112V113H192ZM201 112V113H200ZM208 112V113H207ZM217 114H216V113ZM14 113V114H13ZM18 113V116L16 115V114ZM37 113V114H36ZM175 113V114H174ZM206 113H207V115H206ZM225 113V115H223ZM13 114V115H12ZM31 115V116H29V115ZM60 114V115H59ZM62 114V115H61ZM69 114V115H68ZM171 114V115H170ZM172 114H174L173 116H172ZM177 114V115H176ZM178 114H179V116H178ZM194 114V115H193ZM8 115H12V116H8ZM28 115V117H26ZM144 115V116H143ZM147 115V116H146ZM176 115V116H175ZM180 115L182 116V119H184V120H179L181 117H180ZM189 115V116H188ZM193 115V117H194V119H195V121H194V119H193V117H191ZM202 115H203V117L205 116V118H203L202 117ZM208 115H209V117H208ZM213 116V118L216 116V117H221L222 115V117L221 118H212V116ZM221 115V116H220ZM6 116H8L9 118H5ZM16 117V119H15V117ZM21 116V117H20ZM60 116V117H59ZM146 116V117H145ZM169 116H171L172 118H170ZM198 116V117H197ZM12 117V118H11ZM175 117V118H174ZM176 117H178L177 119L178 120H175L176 119ZM180 117V118H179ZM201 117V118H200ZM3 118V119H2ZM5 118V119H4ZM13 118H14V120H13ZM34 118V119H33ZM51 118V119H50ZM59 118H61L60 119V121L58 120ZM189 118V119H188ZM191 118V119H190ZM200 118V119H199ZM206 118H208V119H206ZM210 118H212V119H210ZM1 119L3 120V121H1ZM11 119V120H10ZM31 121H30V120ZM40 119V120H39ZM172 119V120H171ZM174 119V120H173ZM197 119V120H196ZM205 119V120H204ZM217 119V120H216ZM219 119V120H218ZM222 119V120H221ZM4 120H5V122H4ZM8 120H9V122H12V123H10L9 124V122H8ZM58 120V121H57ZM189 120V121H188ZM192 120V121H191ZM225 120H226V122H225ZM49 121H50V123H49ZM52 121V122H51ZM66 121H64L65 123H66ZM174 121H176V122H174ZM187 122V126H186V122ZM202 121V122H201ZM213 121V122H212ZM220 123H219V122ZM3 122V123H2ZM14 122V123H13ZM30 122V123H29ZM57 122H58V124H57ZM59 122L61 123L60 125H59ZM181 124H179V123ZM192 122V123H191ZM211 124H210V123ZM218 122V123H217ZM24 123V124H23ZM27 123V124H26ZM29 123V124H28ZM33 123V124H32ZM37 123V124H36ZM41 123V124H40ZM64 123V124H65ZM144 123V124H143ZM177 123V124H176ZM195 123V124H194ZM196 123H197V126H196ZM201 123H202V125H201ZM204 123V124H203ZM208 125H207V124ZM217 123V124H216ZM15 124V126H17V128H15V127H12L11 125H14ZM216 124V125H215ZM2 125H3V127H2ZM26 125H28V127L26 126ZM51 127H50V126ZM53 125H56L55 127L53 126ZM179 125V126H178ZM190 125V126H189ZM194 125V126H193ZM201 127H200V126ZM204 125H206V126H204ZM225 125H226V127H225ZM12 130L13 128V130L12 131H10V129L8 128V127ZM25 126V127H24ZM31 126V127H30ZM35 126V127H34ZM181 126V127H180ZM183 126V127H182ZM192 126V127H191ZM208 126V127H207ZM214 126H216L215 128H214ZM221 126V127H220ZM57 127H58V129H60V131H58V129H57ZM189 127V128H188ZM193 127H194V129H193ZM196 127V128H195ZM197 127H199L198 129H197ZM203 127V128H202ZM207 127V128H206ZM224 127V128H223ZM228 127V128H227ZM7 130V132H6V130ZM24 128H28V130L26 131V129H24ZM30 128V129H29ZM51 130H50V129ZM183 128H185L183 131L181 130V129H183ZM209 128H211V129H209ZM217 128V129H216ZM223 128V129H222ZM261 128H263V129H261ZM4 131H3V130ZM16 129V130H15ZM25 131H24V130ZM32 129V131H30ZM207 129H209V131L207 130ZM219 129H220V132H219ZM226 129V130H225ZM15 130V131H14ZM34 130V131H33ZM187 130V131H186ZM192 130V131H191ZM211 130H212V132H211ZM214 130H216L215 132H214ZM223 130V131H222ZM255 130V131H254ZM257 130V131H256ZM263 130V131H262ZM54 131V132H53ZM57 131V132H56ZM189 131V134L187 133ZM197 131V132H196ZM204 131V132H203ZM208 131V132H207ZM226 131H228L227 133H226ZM4 132H6V133H4ZM13 133V135L16 133V135H14L12 138L11 137H9L12 133ZM29 134H28V133ZM32 132V133H31ZM48 133V135H47V133ZM52 132H53V134H52ZM60 132V133H59ZM63 132V133H62ZM185 132H186V134H185ZM192 132V133H191ZM206 132V133H205ZM231 132V133H230ZM253 132V133H252ZM31 133V134H30ZM57 133H59V135H56ZM65 133V134H64ZM68 133L69 134H73V135H68ZM81 133V135H79ZM202 133H205V134H203L202 135ZM223 133H225V134H227V135H225V137H224V134ZM9 134V135H8ZM52 135V136H54V137H52V136H50V135ZM62 134H64L63 135V137H62ZM78 134V135H77ZM213 136H212V135ZM216 134V136H214ZM234 134V135H233ZM252 134V135H251ZM3 135H8V136H4L3 137ZM66 135V136H65ZM70 137V140H69V138H68V136ZM190 135V136H189ZM193 135H196V136H193ZM232 135V136H231ZM262 135H264V134H262ZM29 136H30V138H29ZM33 136V137H32ZM59 136V137H58ZM155 136V137H154ZM190 138H189V137ZM198 136V137H197ZM199 136H200V138H199ZM220 136H221V139H220ZM223 136V137H222ZM234 136H236V137H234ZM14 137H16V138H14ZM47 137H52V139L51 140H49L50 138H47ZM56 137H58V138H56ZM82 137H83V135H82ZM82 137L80 138V140H82ZM171 137V138H170ZM172 137H173V139L174 138H178V139H172ZM181 137V138H180ZM193 137V138H192ZM197 137V138H196ZM202 137V138H201ZM206 137H208V138H206ZM20 138V139H19ZM152 138H154V139H152ZM199 138V139H198ZM211 138V139H210ZM216 138H218V139H216ZM223 138V139H222ZM230 138H227L226 140H227V142H230L233 138H231V140H229ZM32 139H34V140H32ZM169 139V140H168ZM195 139H196V141H195ZM216 139V140H215ZM233 139V140H234ZM72 140V141H71ZM170 140H171V142H170ZM179 142H178V141ZM184 140V141H183ZM192 140V141H191ZM210 140H213V141H210ZM215 140V141H214ZM218 140V141H217ZM225 140V141H226ZM31 141V142H30ZM168 141V142H167ZM177 141V142H176ZM201 141H203V142H200ZM209 141V142H208ZM32 142H34L35 143V145H34V143H32ZM105 142V143H104ZM165 142V143H164ZM176 142V143H175ZM182 142H185V143H182ZM193 142V143H192ZM194 142H196V143H194ZM207 142V143H206ZM212 142H214V143H212ZM28 143V144H27ZM108 143V144H107ZM181 143V144H180ZM188 143H190V144H188ZM197 143H199V144H197ZM203 143V144H202ZM212 144L211 146L209 145V144ZM104 145V148H103V145ZM106 144H107V146H106ZM132 144V145H131ZM138 144H140V143H138ZM168 144V145H167ZM173 144V145H172ZM176 144V145H175ZM182 144H183V146H182ZM198 146H197V145ZM201 144V145H200ZM205 144H207V145H205ZM34 145V146H33ZM99 145H101V146H99ZM178 145L180 146V147H178ZM190 146V148L188 147V146ZM155 146V147H154ZM185 146H187V147H185ZM195 146V147H194ZM197 146V147H196ZM200 146V147H199ZM208 146H209V148H208ZM102 148L101 149V151L100 150H98V148ZM163 147L165 148L164 150H163ZM167 147V148H166ZM172 147V148H171ZM194 147V148H193ZM30 148H32V149H30ZM35 148V151L33 150ZM153 148V149H152ZM186 148V149H185ZM199 148V149H198ZM200 148H202V149H200ZM205 148H207V150H204ZM218 148V147H217ZM217 148H216V151H218L217 150ZM30 149V150H29ZM55 149V148H54ZM93 149H94V152H95V154H94V152H93ZM95 149H96V151H95ZM128 149H129V151H128ZM156 149H158L159 150V153H158V150H156ZM172 149V150H171ZM178 149V150H177ZM185 149V150H184ZM192 149V150H191ZM29 150V151H28ZM92 150V151H91ZM168 150H170V151H168V153H167V151ZM187 150V151H186ZM200 150H202V151H200ZM214 150H215V147H214ZM21 151V152H20ZM98 151V152H97ZM109 151V150H108ZM151 151H154L155 152V154H154V152H151ZM162 151H164V153L162 152ZM180 151V152H179ZM184 151H186V152H184ZM195 151H197V153L195 152ZM199 151V152H198ZM204 151V152H203ZM207 151V153H205ZM89 152H91V153H89ZM161 152V153H160ZM171 152V153H170ZM173 152V153H172ZM177 152V153H176ZM184 152V153H183ZM190 152V153H189ZM20 153V154H19ZM94 154V156H93V154ZM127 153V154H126ZM157 153H158V155H157ZM165 153L167 154V155H165ZM187 154V156L189 157H187V159L186 158H184L183 159V157H186V154ZM191 153H193V155L191 156ZM194 153H196V154H194ZM201 153V154H200ZM221 152H219V154H220ZM96 154H98V155H96ZM161 154H164V155H161ZM175 154V155H174ZM177 154V155H176ZM185 154V155H184ZM189 154V155H188ZM199 154H200V156H199ZM207 154V155H206ZM25 155V156H24ZM85 155V154H84ZM92 155V156H91ZM127 155H128V157H127ZM134 157V158H132V156ZM146 155V156H145ZM152 155V156H151ZM155 155V156H154ZM172 155V156H171ZM181 155V156H180ZM184 155V156H183ZM40 156V157H39ZM90 156H91V158H90ZM98 156H100V158L98 157ZM114 156V157H113ZM140 156H141V158H140ZM157 156H159V157H157ZM162 156V157H161ZM167 156H170V157H167ZM178 156V157H177ZM28 157V158H27ZM84 157H87V158H84ZM89 157V158H88ZM92 157H97V159L95 160V159H93ZM115 157H116V161L115 160H113V158L115 159ZM161 157V158H160ZM173 159H172V158ZM176 159H175V158ZM192 157V158H191ZM198 157V158H197ZM100 160H99V159ZM102 158V159H103ZM111 158V159H110ZM137 159L136 161L134 160H132V159ZM162 158H166L165 160L163 159V161H162ZM179 158V159H178ZM182 158V159H181ZM194 158H196V160H199V162H200V167L198 166L199 165V162L198 161H196L195 162V159ZM29 159V160H28ZM92 159V160H91ZM104 159H103V161H104ZM118 159V160H117ZM141 159V160H140ZM147 159V161H144L143 162V160H146ZM159 159H160V161L161 162H163V163H161V162H159ZM190 159V160H189ZM192 159V160H191ZM193 159H194V161H193ZM207 159V160H206ZM47 160H50L49 158H47ZM76 160H74V162H78V160L76 161ZM86 160V161H85ZM89 160V161H88ZM138 160H140V162L138 161ZM153 160H154V164L156 165V168H154L155 167V165L154 164H152L153 163ZM158 160V161H157ZM203 160V161H202ZM208 160H209V162H208ZM85 161V162H84ZM96 161H98V162H100L99 164H96ZM107 161V162H106ZM150 161V163L153 165V167L152 166H147V165H151L150 163L148 164V162ZM170 161V162H169ZM189 161H190V163H189ZM191 161H193V162H191ZM205 161H207V162H205ZM229 161V160H228ZM88 162V163H87ZM90 162H91V167L93 168H91L89 165H90ZM95 162V163H94ZM116 162H118V163H116ZM121 162H122V164H121ZM136 162V163H135ZM143 162V163H142ZM146 162V163H145ZM168 163V164H166V163ZM185 162V163H184ZM93 163V164H92ZM105 163V164H104ZM129 163H131V164H129ZM138 163V164H137ZM171 163V164H170ZM173 163H174V168L172 167L173 166ZM189 163V164H188ZM194 163H195V165H194ZM27 164V165H26ZM77 164H79V163H77ZM85 164H89V165H85ZM145 164V165H144ZM161 164H163V165H161ZM183 164H185V165H183ZM191 164V165H190ZM34 165V166H33ZM38 165V166H37ZM85 167H84V166ZM94 165H97V167L96 166H94ZM122 165V166H121ZM128 165V166H127ZM132 166V167H130V166ZM166 166V168H164L165 166ZM172 165V166H171ZM176 165V166H175ZM88 166V167H87ZM110 168V169H108V167ZM124 166V167H123ZM135 166H137V167H135ZM142 166V167H141ZM159 166V167H158ZM160 166H163V167H160ZM170 166V167H169ZM181 166H183V167H181ZM194 166V167H193ZM197 168H196V167ZM15 167V168H14ZM90 167V169H91V172L89 173H86L87 171H88V169L87 168H89ZM112 167V168H111ZM117 167V168H116ZM139 167V168H138ZM147 167V168H146ZM179 167V168H178ZM180 167H181V169H180ZM185 167V168H184ZM97 168H98V170H97ZM100 168V169H99ZM103 168V170H101ZM105 168H107V169H105ZM130 168V169H129ZM134 168H137V169H135V170H137L138 172H139V174H140V172H141V176L134 170ZM141 168L144 170L145 169V171H148V169H149V171L151 172V177L149 178L150 180H151V178L153 179V181L151 180H148V178L147 177H149L150 176V172L148 171V172H146V173H148V175L147 174H145V171L143 172L142 170H141ZM152 168H153V170H152ZM158 168H159V170H158ZM168 168H170V169H168ZM195 168V169H194ZM198 168H200V169H198ZM226 168V170H229L230 171V167H228V166H224L223 167V169H225ZM89 169V170H90ZM96 169V170H95ZM105 169V170H104ZM113 169V170H112ZM116 169V170H115ZM131 169H133L132 171H130V173H128L129 172V170H131ZM173 169H175V170H173ZM184 169V170H183ZM160 170H164L165 172H164V174H163V172H162V174L164 175V177L163 178H165V180L164 179H162V175H161V172L159 173V171ZM168 170V171H167ZM186 170H189V172L188 171H186ZM191 170V171H190ZM194 170V171H193ZM197 170H199V172L198 173H196L197 172ZM201 170V171H200ZM93 171V172H92ZM101 171H103V173L105 172L106 174H105V176H106V178H104V177H102V178H104L103 179V182H102V178H101ZM112 171H113V173H112ZM135 171V172H134ZM170 171V172H169ZM172 171H174V172H172ZM178 171H180V172H178ZM196 171V172H195ZM39 172V173H38ZM45 172V173H44ZM53 172H55V174L53 173ZM80 172H81V174H80ZM109 172L111 173L110 175H111V178H112V174H114V176H113V178L111 179L109 176ZM117 172V173H116ZM131 172H132V174H131ZM152 172L154 173V174H157V175H153L152 174ZM158 172V173H157ZM187 172V173H186ZM191 172V173H190ZM196 173V175H195V173ZM244 172V173H243ZM92 173V174H91ZM96 173V174H95ZM130 174V175H132L131 177H129L130 175H128V174ZM165 173H167L166 175H165ZM170 173V174H169ZM172 173H174V174H172ZM177 173V175L175 176V174ZM184 174V175H180V174ZM83 174V175H82ZM90 174V175H89ZM123 174V175H122ZM135 174H137V175H135ZM143 174H144V176H146V179L143 177ZM172 174V175H171ZM190 174V175H189ZM45 175V176H44ZM80 175H82V178H81V176ZM88 175V176H87ZM108 175V176H107ZM125 175V176H124ZM135 175V176H134ZM159 175H161V176H159ZM169 175V176H168ZM174 175V176H173ZM192 175V176H191ZM236 175H238V176H236ZM37 177V178H40V179H38V180H40V185H35V186H33V187H31V189L30 190H28V189H26V190H28V191H26L25 190V188H23L22 190H21V188L19 189V187H20V185H21V183L23 182V181H25V180H29L30 179V177ZM53 176V177H54ZM80 176V177H79ZM85 176V177H84ZM97 176V177H96ZM116 176V177H115ZM135 178H134V177ZM154 176H159V178H160V180H159V178H158V180H156L157 178H154ZM167 178H166V177ZM186 176H187V178H189V179H187L186 178ZM232 176H233V178H232ZM86 177H88V179L86 178ZM90 177V178H89ZM118 177H120L119 179H118ZM174 177H178V178H181L184 182H182L181 184H182V190H181V192L178 190L177 191V189H175V191L178 193V194H181L182 192V194L184 195L185 193L184 192H186V190H188V189H190L192 186H193V188L196 186H198V184L196 185H193V184H191V183H193L194 181L196 182V181H199V183H200V186H201V188L204 190V191H206V195L208 196H216L217 197V202H215L214 203V206H216L217 207V205H218V207L216 208V209H218L217 211H219V213H220V216L221 215H224V216H221L222 217V221H220V223L218 224L219 226H223V224H224V219H225V222L227 221V219L229 220V223L226 225V227H222V228H224V229H221V231L219 230L218 232H215V231H213L211 228H210V226H209V224L207 223V222H203L201 219H200V217L198 218V217H194L193 215H194V213L196 212V210L198 209V207L197 208H194L193 209V212L192 211H190L189 212V214H188V212L186 211V209H185V206L187 205H190L191 203H194V202H196L197 203V201H190V192L189 191H191V190H189L187 193L189 194H185V195H188L187 197L184 195H182V196H179V195H177V193L175 194L174 193V184L173 183H171L170 184V182H169V180L171 179V178H174ZM183 177V178H182ZM86 178V179H85ZM97 178V179H96ZM99 178H101V179H99ZM117 178V179H116ZM143 178V179H142ZM41 179H42V181H41ZM85 179V180H84ZM106 179V180H105ZM107 179H109V180H107ZM132 179V180H131ZM133 179H134V181H133ZM162 179V180H161ZM192 179V180H191ZM89 180V181H88ZM116 180V182L117 183H115V182H113V181H115ZM119 180H120V183H123V184H121L120 185V183H119ZM131 182H130V181ZM144 180V181H143ZM148 182V181H150L151 183L152 182H154L155 183V181H156V183L157 182H159V181H163V182H168V183H162V182H160V183H152V184H150V182H149V184L147 185V184H145L144 182H146V181ZM81 181H83V182H81ZM93 182V183H91V182ZM106 181L108 182V183H110V185L108 184V183H106ZM122 181V182H121ZM125 181V182H124ZM135 181H136V183L138 182V181H141V183L140 184H144V186L143 185H140L139 184V182L137 183L138 184V186H137V184L135 183ZM171 181V180H170ZM191 181H193V182H191ZM48 182V183H47ZM89 182H90V185H92V186H90L89 185ZM95 182H98V183H96L97 185H98V187H97V185L95 184ZM134 182V183H133ZM146 182V183H147ZM189 182H191V183H189ZM43 183V184H42ZM104 183V184H103ZM114 183V184H113ZM163 185H162V184ZM183 183H187V184H185L186 186L185 187H187V188H185L184 187V185H183ZM189 183V184H188ZM229 183V184H228ZM101 184V185H100ZM171 185L172 187H173V189H172V187L171 188H169V186L168 185ZM104 185V186H103ZM108 185V187H106ZM149 186V188H146L147 186ZM157 185H159V186H162V187H158ZM167 185V186H166ZM88 186H89V188H90V191H92L91 189L94 187V189H93V191H95L96 189V191L94 192V193H97L96 194V197H97V201L98 202H101V204L104 206V208L105 207H107V206H109V208L107 207V208H105V209H107L106 211L108 212L107 214L108 215H112V216H115L116 217V219H117V221H118V223H121V224H125V226L126 227H129V228H131V226H133L134 224L133 223H135L134 221H133V218L135 217V216H137V215H143V213H144V215H143V217L139 220V223L142 225V230H141V228H140V230H139V232L137 233V235H136V240H134L131 244L132 245H130V244H127V242H125V241H123L122 243L121 242H119V244H118V241H113V242H111V243H109L107 240H105V238H103V239H101V238H97V235H96V237L95 236H93L94 237V239L97 241H95L94 243H95V246L94 245H92L93 243V238L91 239V235H93V233H92V231H96L97 230V228L95 227V224H96V222L94 223L93 221H92V217L91 216H88V215H86L84 212H82V211H80L81 209H79L80 208V205L79 204H81L80 202H81V199L79 200V198L77 199V197H75L76 196V194H75V190H76V193H77V191L78 190H82V187H85V189L87 188V190H89L88 189ZM110 186V187H109ZM117 186H118V188H117ZM124 186H126V187H124ZM141 188H140V187ZM143 186V187H142ZM152 186V187H151ZM181 186V185H180ZM180 186H179V188H180ZM189 186V187H188ZM223 186H225L224 188H227L228 187V189L231 191V193H233V195L234 196H241V195H243V196H241V197H239V202L238 203H235V204H233V206H234V208H236V209H238L239 211H240V213H241V215H242V223L241 224H237V223H235V221H233V220H230L231 218V213H229V211H230V209H229V207H227L228 206V201H227V198L230 196V195H228L227 193L225 194L224 192H222V193H217L218 191V189H221ZM249 186H251V187H249ZM24 187V186H23ZM54 187V188H53ZM80 187V188H79ZM92 187V188H91ZM121 187H123L124 189H126V191L123 189V188H121ZM136 187H139V188H136ZM158 187V188H157ZM165 187H166V189H165ZM74 188H76V189H74ZM104 188V189H103ZM107 188H109L108 190H107ZM113 188V189H112ZM121 188V189H120ZM131 188V189H130ZM134 188H136V190H134ZM144 190H143V189ZM161 188V189H160ZM185 188V189H184ZM193 188H192V191L191 192H193ZM244 188V189H243ZM255 188H256V190H255ZM258 188V189H257ZM45 189V190H44ZM129 189V190H128ZM141 189V190H140ZM151 189V190H150ZM158 192L159 190L161 191V192H156L155 190ZM158 189V190H157ZM163 189V190H162ZM168 189H169V192H170V194L168 193ZM172 189V190H171ZM246 189H248L246 192H247V195L245 196L244 194H246L245 193V190ZM71 190H74V191H71ZM99 190V191H98ZM106 190V191H105ZM142 190L144 191V193H142ZM145 190H147V191H145ZM167 192H166V191ZM210 190V191H209ZM244 190V191H243ZM253 190V191H252ZM258 190V191H257ZM92 191V192H93ZM108 191V193H110V197H109V194L108 193H106ZM113 191V192H112ZM117 191H119V192H117ZM129 191H130V194H129ZM135 193H134V192ZM163 191V192H162ZM173 191V192H172ZM250 191V192H249ZM30 192V193H29ZM63 192V193H62ZM105 192V193H104ZM123 192V193H122ZM125 192V193H124ZM137 192V193H136ZM138 192L142 195V194H144L143 196H141L140 194H138ZM212 194H211V193ZM256 192V193H255ZM60 193H61V196H62V198H61V196H60ZM100 195H99V194ZM101 193H102V196H101ZM118 193V194H117ZM133 193V194H132ZM146 193L148 194V193H150L149 195H147V196H145L146 195ZM157 193V194H156ZM160 193V194H159ZM162 193H163V195H165V194H167L166 195V198H168V200L166 201V198H165V196H162ZM173 193V194H172ZM248 193H249V198L247 197L248 196ZM19 194V195H18ZM27 194H29L30 195V197H29V195H27ZM44 194V195H43ZM106 194V195H105ZM124 194H126V197H125V195ZM135 194H137L136 196H134ZM152 194H153V197L151 198V196H152ZM175 194V195H174ZM75 195V196H74ZM98 195V196H97ZM105 195V196H104ZM107 195H108V197H107ZM116 195V196H115ZM119 195H121V197L119 196ZM132 195V196H131ZM154 195H156V197L158 196V198H156ZM172 195V196H171ZM175 196V198H174V196ZM225 195V196H224ZM59 196H60V199H59ZM120 197V200L118 199L119 197ZM125 198H127V199H125ZM128 196L130 197V198H128ZM142 197L141 199H139L140 201H142V199H143V203L145 204H143L142 202L141 203H139L140 201L138 200V198H140V197ZM150 196V197H149ZM176 196H178V198L180 199V198H183V200L182 199H180V201H179V199L177 200V197ZM22 197V198H21ZM66 197V198H65ZM102 197H103V199H102ZM116 197H118L117 199H115ZM123 197V198H122ZM147 197V198H146ZM161 197H163L162 199H161ZM184 197H186V199L184 198ZM189 197V198H188ZM225 199H224V198ZM243 197V198H242ZM19 198V199H18ZM154 198L155 199H157V200H154ZM170 198V199H169ZM171 198H173L174 199V201H172L171 200ZM30 199V200H29ZM109 199V200H108ZM144 199H146V200H144ZM159 199V200H158ZM175 199L179 202V204H178V202H176L175 201ZM243 199V200H242ZM250 199V200H249ZM60 200H61V202H60ZM70 202H69V201ZM103 200V201H102ZM105 200H107V201H105ZM127 200V201H126ZM128 200H130V201H128ZM135 200V201H134ZM153 200V201H152ZM161 200H164V201H162V204L164 203V205H162L160 202H161ZM170 200V201H169ZM249 201V203L247 202V201ZM63 201V202H62ZM114 201V202H113ZM134 201V202H133ZM138 201V202H137ZM147 201V202H146ZM243 201V202H242ZM121 202H122V205H119V204H121ZM133 202V203H132ZM156 202H158V204L156 203ZM167 202H172V203H170V204H172L173 206H171V207H169L170 206V204L169 203H167ZM188 202V203H187ZM57 203V204H56ZM125 203H127L126 204V207L124 206L125 205ZM151 203V204H150ZM168 204V205H166V204ZM177 204V206H178V208H179V206L181 207V209L183 208V206H184V208L181 210L180 208L178 209L177 208V206H176V204ZM186 203V205H184V204ZM200 202L198 201V203L197 204H199ZM219 203V204H218ZM247 203V204H246ZM51 204V205H50ZM68 204V205H67ZM130 204H132V206L130 205ZM139 204H141V205H143V209H142V206L141 205H139ZM147 204V205H146ZM195 204V203H194ZM197 204H195V205H197ZM216 204V205H215ZM224 204H226V205H224ZM245 206H244V205ZM254 204H256L257 206H258V208H257V206H255ZM112 205L114 206V207H112ZM135 205H138V207L137 206H135ZM158 205H159V207H158ZM161 205V206H160ZM176 207H175V206ZM192 205V204H191ZM247 205V206H246ZM56 206V207H55ZM124 208L125 207V209H127L126 211H124L125 209H123L122 207ZM137 207V208H135V207ZM140 206H141V208H140ZM144 206H146L145 207V209H144ZM150 206V207H149ZM162 206H164V210H163V208H162ZM166 206V207H165ZM186 206V207H187ZM237 206V207H236ZM2 207V208H1ZM71 207V208H70ZM129 207V208H128ZM134 207V208H133ZM148 207H149V209H148ZM176 209H175V208ZM49 208H50V210H49ZM60 208H61V210H60ZM65 208H66V210H65ZM70 208V209H69ZM135 209V210H133V209ZM162 208V209H161ZM168 208H170L171 210L174 208V211L172 210H170V209H168ZM110 209V210H109ZM111 209L113 210L112 211V213H111ZM117 209V210H116ZM121 209V210H120ZM130 209H132V212H128V211H130ZM136 209H138V210H136ZM147 209V210H146ZM165 209H166V211H165ZM225 209V210H224ZM229 209V210H228ZM256 209H258V210H256ZM65 210V211H64ZM74 210H76V212L74 211ZM109 210V211H108ZM142 210V211H141ZM150 210H152V212H150ZM154 210V211H153ZM177 210H179V211H177ZM181 210V211H180ZM262 210V211H261ZM80 211V212H79ZM115 211H117V212H115ZM123 211V212H122ZM134 211V212H133ZM136 211V212H135ZM138 211V212H137ZM147 211V212H146ZM161 211V212H160ZM168 211V212H167ZM185 211V212H184ZM259 211V212H258ZM142 212V213H141ZM155 213V215H154V213H153V215L158 219H155V217H152V214H150V213ZM171 212V213H170ZM174 212V213H173ZM184 214V216L182 217V221H178V222H176L173 226V228H172V226L170 227V216H172V215H174V214H182V213ZM38 213H39V217H38ZM126 213V214H125ZM128 213H129V215H128ZM132 213V217H131V214ZM133 213H136L135 215L133 214ZM148 213H149V218H148ZM168 213V214H167ZM191 213V214H190ZM227 213H229L228 215H227ZM21 216H20V215ZM32 214V215H31ZM70 214V215H69ZM114 214V215H113ZM256 214V215H255ZM110 215V216H111ZM122 215V216H121ZM187 215V216H186ZM190 215V216H189ZM31 216L32 217H34L33 219H31ZM57 216V217H56ZM129 218H128V217ZM146 218H145V217ZM160 218H159V217ZM168 216H169V218H168ZM114 217V218H115ZM124 217H125V220L127 221V223H126V221L124 220ZM151 217H152V219H151ZM165 217H167V221H164V218ZM193 217V218H192ZM91 218V219H90ZM148 218V219H147ZM163 218V219H162ZM190 218V219H189ZM196 218V219H195ZM31 219V220H30ZM54 219V220H53ZM121 219V220H120ZM135 219H136V217H135ZM150 219V220H149ZM156 220V221H153L152 222V220ZM199 219V220H198ZM51 220V221H50ZM53 220V221H52ZM56 220V221H55ZM88 220H90V221H88ZM148 220V221H147ZM188 220H190V221H188ZM197 220V221H196ZM201 220V221H200ZM48 221V222H47ZM88 221V222H87ZM145 221H147V222H145ZM160 221V222H159ZM185 221H188L189 222V224H187V222L185 223ZM195 221V222H194ZM231 221V222H230ZM233 221V222H232ZM52 222V223H51ZM92 222V223H91ZM155 222H157V223H155ZM162 222V223H161ZM165 224H164V223ZM169 222V223H168ZM190 222H191V224H190ZM72 223V224H71ZM79 225H78V224ZM91 223V224H90ZM99 223V222H98ZM142 223H144V224H142ZM154 223V224H153ZM159 223H161V224H159ZM183 223H184V225H183ZM234 223H235V225H234ZM90 226H89V225ZM156 224H159V225H161V226H158V225H156ZM162 224H163V226H162ZM186 224V225H185ZM261 224V225H260ZM35 225V226H34ZM84 225H86V227L84 226ZM149 225V226H148ZM166 225H167V228H166ZM169 225V226H168ZM189 227H188V226ZM192 227H191V226ZM237 225V226H236ZM22 226H24V227H22ZM34 228H33V227ZM37 226V227H36ZM145 226H147L146 228H145ZM32 227V228H31ZM144 227V228H143ZM161 227V228H160ZM241 227V228H240ZM11 228V229H10ZM92 229V231H91V233L92 234H90V237H88L89 236V234H87V232H86V230L87 229ZM164 228V229H163ZM170 228V229H169ZM176 228V230H174ZM187 228V229H186ZM82 229V230H81ZM115 229V228H114ZM113 229V230H114ZM143 229H145L146 230V234H145V230H143ZM153 229V230H152ZM156 229V230H155ZM157 229H161V230H159L158 232H155V231H157ZM168 229V230H167ZM24 230V231H23ZM85 230V231H84ZM116 230V231H115ZM114 230V233H117V230H119L117 227H116V229ZM150 230V231H149ZM223 230V231H222ZM31 231H29V232H31ZM149 231V232H148ZM151 231H152V233H151ZM154 231V232H153ZM161 231V232H160ZM167 231V232H166ZM170 231V232H169ZM81 232V233H80ZM86 232V233H85ZM142 232V233H141ZM144 232V233H143ZM163 232V233H162ZM166 232V233H165ZM141 233V234H140ZM149 233V234H148ZM157 233V234H156ZM158 233H159V235H158ZM162 233V234H161ZM183 233V234H182ZM153 234V235H152ZM166 234H168V235H166ZM238 234V235H237ZM5 235V236H4ZM28 235V234H27ZM81 235H83L82 237H81ZM84 235H87V236H84ZM139 235V236H138ZM140 235H142V237L140 236ZM145 236V237H144ZM166 236V237H165ZM170 236V237H169ZM85 237V238H84ZM173 239H172V238ZM83 240H82V239ZM170 238H171V240H170ZM210 238V239H209ZM18 239V238H17ZM80 239V240H79ZM86 239V240H85ZM98 239V240H97ZM101 239V240H100ZM141 239V240H140ZM175 239V240H174ZM22 244L24 243V240L22 239V238H19L18 239ZM89 240V241H88ZM99 240L101 241V242H99ZM227 242H226V241ZM230 240V241H229ZM26 241V240H25ZM81 241H82V244H81ZM92 241V242H91ZM104 243H103V242ZM106 241V242H105ZM138 241V242H137ZM140 241V242H139ZM173 241V242H172ZM175 241V242H174ZM208 241V242H207ZM218 241H219V243H221L220 245L218 244ZM246 241V242H245ZM89 242H90V244H89ZM99 242V243H98ZM108 242V243H107ZM197 242V243H196ZM214 242V243H213ZM259 242V243H258ZM260 242L262 243L261 245H260ZM85 243H87V244H89V245H87V244H85ZM96 243H98L97 244V246H96ZM117 243V244H116ZM134 243V244H133ZM137 243V244H136ZM145 243V244H144ZM173 243V244H172ZM216 243V246L214 245ZM227 243V244H226ZM229 243V244H228ZM250 243V244H249ZM258 245H257V244ZM2 244V245H1ZM31 244V245H30ZM37 244H38V246H37ZM84 244V245H83ZM101 244L103 245V244H105V245H103V246H101ZM121 244H123V246L121 245ZM126 244V245H125ZM140 244V245H139ZM175 244V245H174ZM206 244V245H205ZM214 246H213V245ZM225 244V245H224ZM82 245V246H81ZM86 245H87V247H86ZM91 245H92V247H91ZM118 245V246H117ZM128 245H130V246H128ZM213 246V248H211L212 246ZM219 245V246H218ZM31 246H33V247H31ZM95 248H94V247ZM99 246V247H98ZM133 246H135V247H133ZM171 246V247H170ZM189 246V247H188ZM204 246L207 248H204ZM207 246H209V247H207ZM35 247V248H34ZM81 247V248H80ZM123 247V248H122ZM129 247V248H128ZM145 247V248H144ZM216 247V248H215ZM222 247V248H221ZM232 247V248H231ZM113 248V249H112ZM202 248V249H201ZM204 248V249H203ZM211 248V249H210ZM219 248V249H218ZM39 249V250H38ZM41 249V250H40ZM81 249V250H80ZM94 249V250H93ZM143 249V250H142ZM182 249H183V252H182ZM189 250V251H186V250ZM194 249V251H192ZM2 250V251H1ZM37 250V251H36ZM114 250V251H113ZM126 250V251H125ZM129 250V251H128ZM29 251V252H28ZM42 251H43V253H42ZM97 251V252H96ZM181 251V252H180ZM185 251V252H184ZM192 251V252H191ZM200 251V252H199ZM41 254H40V253ZM48 252V253H47ZM82 252V253H81ZM121 252V253H120ZM128 252V253H127ZM131 252V253H130ZM180 252V253H179ZM189 252V253H188ZM264 252V251H263ZM25 253V254H26ZM36 253H37V255H36ZM39 253V254H38ZM51 254V255H50ZM119 254V255H118ZM184 254H183V256H184ZM102 255V256H101ZM133 255V256H132ZM25 257V255L23 254L22 255V257ZM37 256V257H36ZM42 256V257H41ZM100 256V257H99ZM122 256V257H121ZM176 256V257H175ZM47 257V258H46ZM173 257H175V258H173ZM40 258V259H39ZM90 258V259H89ZM170 259V260H168V259ZM171 258H173V260H174V262H173V260L171 259ZM11 259H13V257L11 258ZM35 259V260H34ZM44 259H45V261H44ZM46 259H47V261H46ZM49 259V260H48ZM167 259V260H166ZM179 259V260H178ZM37 260L39 261V263L37 262ZM126 260V261H125ZM165 260L168 262H165ZM44 261V262H43ZM78 261V262H77ZM172 261V262H171ZM40 262H42V263H40ZM56 262V263H55ZM59 262V263H58ZM72 262V263H71ZM94 262V263H93ZM157 262V263H156ZM261 262H262V264H264L263 262H264V257H263V261L261 260ZM261 262H260V264H261Z\"/></svg>",
  "mask_w": 264,
  "mask_h": 264
},
{
  "label": "bare ground",
  "instance_id": "bare-ground-1",
  "mask_svg": "<svg viewBox=\"0 0 264 264\" xmlns=\"http://www.w3.org/2000/svg\"><path fill=\"white\" fill-rule=\"evenodd\" d=\"M55 1V0H54ZM96 1V0H95ZM104 1V0H103ZM102 1V2H103ZM105 1H107V0H105ZM104 1V2H105ZM114 1H116V0H114ZM120 1H122V0H120ZM213 1V0H212ZM219 1H221V0H219ZM223 1V0H222ZM225 1L226 0H224L223 2V4L222 5H224L225 6ZM238 1V0H237ZM253 3V5L256 7V6H258V5H256V4H259L257 1H263V0H251ZM1 2V1H0ZM5 1H3V3H4ZM6 2H8V1H6ZM101 2V3H102ZM103 2V5L105 4ZM108 3H109V0L107 1ZM107 2H106V4L104 5V8H105V6L107 5ZM118 2H119V0H118ZM125 2V1H124ZM229 2L231 3L232 1H230L229 0ZM229 2H228V4H229ZM236 2V0L234 1V3ZM239 2V1H238ZM238 2H237V5H238ZM241 2H242V0H241ZM240 2V3H241ZM243 2H244V0H243ZM242 2V3H243ZM2 3V4H3ZM10 3V2H9ZM116 3V2H115ZM212 3V2H211ZM227 3V2H226ZM245 3V2H244ZM247 3H250L249 1L247 2ZM30 4V3H29ZM34 4V3H33ZM95 5H96V3H94ZM99 4V3H98ZM112 4H114V2L112 3ZM117 4H119V3H116V6H118ZM121 4H122V2H121ZM215 4L216 3H214V6H215ZM218 4H220V3H217V5ZM228 4H226V5H228ZM6 4H4V6H5ZM11 5V4H10ZM32 5V4H31ZM101 5V4H100ZM99 5V6H100ZM120 5V4H119ZM123 5H124V3H123ZM142 5V4H141ZM232 5V4H231ZM236 5V4H235ZM240 5V4H239ZM241 5H243V4H241ZM240 5V6H241ZM260 5V4H259ZM2 6V5H1ZM7 6V5H6ZM52 6V5H51ZM96 6H98V5H96ZM111 6V5H110ZM113 6V5H112ZM131 6V5H130ZM210 6V5H209ZM247 6V5H246ZM249 6H252L251 4L249 5ZM261 6V8H262V6L263 5H260ZM22 7V6H21ZM27 7H29V9H30V6H28L27 5ZM34 7V6H33ZM32 6H31V9L33 8ZM120 7H122V6H120ZM157 7V6H156ZM212 7V6H211ZM216 7V6H215ZM219 5H218V9H219ZM233 7H235V6H233ZM101 8H102V5H101ZM104 8H102L103 10H104ZM106 8H108V7H106ZM105 8V9H106ZM110 8V7H109ZM116 8V7H115ZM210 8V7H209ZM208 8V9H209ZM228 8V7H227ZM237 7H235V11L237 10L236 9ZM238 8H239V6H238ZM244 8V7H243ZM247 8V7H246ZM252 9H253V7H251ZM261 8H259V10H261ZM0 9H2V7H0ZM5 9V8H4ZM28 9V8H27ZM26 9V10H27ZM111 9H113V8H111ZM110 9V11L112 12V10ZM118 9H119V7H118ZM138 9V8H137ZM207 9V10H208ZM217 9V8H216ZM216 9H214V10H216ZM220 9L222 10V8L220 7ZM223 9H224V7H223ZM240 9V8H239ZM249 9V8H248ZM263 9V13H264V8H262ZM20 10H21V8H20ZM22 10H23V7H22ZM24 10H25V7H24ZM26 10L24 11V12H26ZM40 10V9H39ZM38 10V11H39ZM42 10H44V8L43 9H41V11ZM99 9H97V11H98ZM107 10V9H106ZM105 10V11H106ZM115 10H117V9H115ZM225 10V9H224ZM224 10H222L223 11V14H224ZM233 10H234V8H233ZM242 10V9H241ZM240 10V12H237L236 14H232L233 16H231V14H230V16L232 17V21H231V24H232V29L235 31L234 33H235V37H236V39L238 38V40L240 39V41L238 42V43H240L241 42V40H246V34L247 33H245L247 30V28L245 27V31H244V28L242 27L245 23H246V19H247V15H246V19H245V17H244V14L243 13H241L242 11ZM251 10V9H250ZM254 10H255V8H254ZM253 10V12H254V14H256V12ZM258 10V9H257ZM256 10V11H257ZM17 11V10H16ZM28 11V10H27ZM36 11H37V9H36ZM37 11V12H38ZM102 11V10H101ZM108 11V10H107ZM145 11V10H144ZM153 11V10H152ZM217 11H219V10H217ZM226 11H228V9L226 10ZM234 11V12H235ZM239 11V10H238ZM244 11V10H243ZM246 11V10H245ZM8 12V11H7ZM19 12H21V11H19ZM37 12H34V13H37ZM95 12V11H94ZM100 12V11H99ZM104 12V11H103ZM113 12H115L114 10H113ZM125 12V11H124ZM220 12V11H219ZM231 12H232V10H231ZM230 12V13H231ZM250 12V11H249ZM252 12V11H251ZM252 12V13H253ZM1 13V12H0ZM5 13H6V10H5ZM23 13V12H22ZM39 13L41 14V12L39 11ZM45 13V12H44ZM97 13V12H96ZM102 13V12H101ZM110 13V12H109ZM109 13H107V14H109ZM204 13V12H203ZM205 13H208V12H205ZM228 13V12H227ZM233 13V12H232ZM244 13H246V12H244ZM251 13V14H252ZM6 14H8V13H6ZM42 14H43V12H42ZM105 14V13H104ZM106 14V15H107ZM120 14V13H119ZM210 14H212V13H210V10H209V17H210ZM216 14H217V12H216ZM219 14V13H218ZM218 14L217 15H215V17L217 16V18H213L212 16H211V19L209 18V20H210V23H209V25H207V26H210V24L212 25L211 27H213V28H216L215 30H217L216 31V35L215 34H212V35H215L216 36V39H217V37H218V39L220 40V39H222V41L224 40V41H226L227 39H223V38H225V37H228V36H230V35H228V34H225L226 32H227V30H226V32H225V30H224V32L222 31V27H220V24L222 23V22H219V19L221 18V17H226V13H225V15H223V16H221L220 14H219V19H218ZM222 14V13H221ZM229 14V13H228ZM253 14V15H254ZM2 15V14H1ZM5 15V14H4ZM3 15V16H4ZM20 15V14H19ZM18 15V16H19ZM23 15V14H22ZM25 15V14H24ZM26 15L27 16H30V18L32 17V19H33V13H32V11L31 12H26ZM31 15H33V16H31ZM93 15V14H92ZM96 15V14H95ZM99 15H103V14H99ZM206 15V14H205ZM250 15V14H249ZM260 15V14H259ZM262 15H264V14H262ZM3 16H1V17H3ZM27 16L25 17L26 19H30L29 17L27 18ZM36 17H37V15H35ZM39 16V15H38ZM98 16V15H97ZM108 16V15H107ZM200 16H202V15H200ZM255 16V15H254ZM257 16V15H256ZM45 16H43V18H44ZM103 17V16H102ZM228 17V16H227ZM249 17V16H248ZM251 17V16H250ZM259 17H261V16H259ZM14 18V17H13ZM20 18H22V16H20ZM20 18H18V19H20ZM95 18L96 17H94V20H95ZM203 18H205V17H202V19ZM230 18V17H229ZM229 18H226V21H229L230 19ZM263 18V17H262ZM18 19L16 20L17 22H19L20 21V23L22 22V20H19L18 21ZM24 19V18H23ZM26 19L24 20V22L21 24V26H23V24H25V25H27L26 24ZM38 19V18H37ZM45 19V18H44ZM97 19V18H96ZM99 19V18H98ZM110 19H114V17L113 18H110ZM218 19V20H217ZM227 19H229V20H227ZM250 19H252V20H256L257 18L255 17V18H250ZM41 20H42V17H41ZM40 20V21H41ZM109 20V19H108ZM154 20V19H153ZM261 20H263V19H261ZM33 21V20H32ZM37 21V20H36ZM46 21V20H45ZM44 21V22H45ZM87 21V20H86ZM112 21V20H111ZM110 21V22H111ZM115 21V20H114ZM118 21V20H117ZM198 21H200V19L198 20ZM204 21V20H203ZM203 21H201L202 23H203ZM206 21H207V19H206ZM260 21V20H259ZM258 21V22H259ZM31 22V21H30ZM38 22V21H37ZM96 22H97V20H96ZM96 22H94L93 24H95ZM106 22V21H105ZM225 22V21H224ZM248 22V21H247ZM250 22V21H249ZM254 22H257V21H254ZM253 21H252V24L254 23ZM257 22V23H258ZM264 22V21H263ZM29 23V22H28ZM32 23V22H31ZM38 23H40V25L42 24L41 22H38ZM75 23V22H74ZM76 23H80V22H76ZM75 23V24H76ZM83 23V22H82ZM104 23V22H103ZM151 23V22H150ZM150 23H148V22H144V21H141V22H112V23H109L108 22V24L107 23H105L106 25H110V28H111V30H109L110 32H108V33H106V34H108L109 36H110V34L111 35H114L115 37H116V39L115 38H113V39H115L116 41H117V45L115 44L114 46H113V40L110 38H105V37H103V36H100V34H97V35H95L93 38L91 37V39H90V37H89V42H86V44H88L89 43V45H87V46H89V47H87L88 49H84V50H89V51H85V52H83V54H82V50H80V52H81V54L83 55H81L80 54V56L81 57H84L85 56V54H87V55H91V54H93L94 52L96 53H98V54H101L102 55V58H106L108 61H105V59H104V61L106 62V64H113L114 66H115V68L119 71L120 70V72H122L123 74H124V76H125V79H122L121 78V81H123V87H125L124 88V90H123V93H121V95H119V96H116V97H114V95H115V93H116V90H113L111 93H110V95L108 94L109 92H110V90L109 89H111V83L110 82H108V81H106L105 79H103V78H100V77H98V76H96V75H90L89 76V78H87V79H85V80H87L85 83H83L82 84V86H81V88H79L80 89V91H83V93L86 91H90V92H94L95 94H94V96L89 100L88 99V102H87V104L90 106V108H85L87 111H88V113H93L95 110H97L98 111V113L99 112H102L103 111V109L105 110L106 108H107V106L109 105V104H112L111 105V108L109 109V110H107L106 112H105V116H104V118H102L101 119V121L100 122H98V123H95V124H90V123H83V122H80V121H77V120H63V123L61 124L60 122H59V125L61 124L62 126H60L61 127V130L62 131H70L71 133L75 130V132H81L82 133V135H83V137H82V135H81V133L79 134V135H81V137H82V140H80V138H79V140H78V138H77V140L74 142V143H72L71 142V144L67 141V140H65L66 139V137H63V135L65 134H62V137H63V139H61L60 138V140H58V142H57V144H56V147H53V146H51V145H49L48 147H46V148H44L43 147V154L41 155V161H39L40 163H37L38 165V167L40 168V169H44L43 171H48V172H52L53 170H56L57 169V171H55L56 172V175H57V177H55L54 175H51V176H49V177H47V178H44L45 180L47 179V180H50V182L48 183V184H50L51 182H59L60 183V185H66V186H68V187H70L71 188V186H76V185H74L75 183H77L78 182V185H79V179L80 178H78L77 177V175H78V172L82 169V167L80 166V164H83V161H82V163L81 162H79V161H81V160H83L82 158H81V160H79V159H77L78 160V162H74V160H76V158H78L79 156H88V154L86 155V153L90 150V149H92V148H96L97 146H98V144L100 143V141L103 143V141L102 140H104L105 141V139H103V138H106V139H109V148L107 149V147H106V150H104V151H101V149L102 148H98V150H100L101 152H99V155L103 158L105 155H107L108 153L109 154H115L116 155V157H120V159H119V161L123 158V160H122V162L124 161V157H122V156H124V153L126 152V150H127V148H129V145H130V139L129 138H133V147H132V150H131V152H133V153H131V154H133V156L135 155V156H138V155H143V154H145V153H147V155L148 154H150V148H151V144H153V143H150V138H151V136H150V134H148L146 131H144L143 130V128H142V121H141V117H142V114L144 113V114H147L148 116H149V118H150V122L149 123H151L150 124V126L152 125V127L151 128H153V130L154 131H157L156 133L159 135L158 136V144H157V146H158V149H160L161 148V145H163L162 144V142L165 140V138L167 137L168 138V136H170L171 135V133H173L174 132V128H173V126H171V124L167 121V119H166V117H168L167 115H169V111L170 112H172V110H175V113H176V108L175 109H169L170 107H176V105L177 106H182V107H185V104H188L187 103V101H186V99L184 100L183 98L182 99H180V97L177 99L175 96H173V94H165L166 92H165V90H164V92L163 91H161V87L163 86V85H165L164 83H163V77H165V75L162 73V71L160 72V71H158L157 69H156V67L155 66H157L156 64L158 63H160L161 64V62L160 61H163V62H165V63H168V64H170L171 66H173L172 64H171V61L173 62V60H175L177 63H178V66L177 67H175V68H172L170 65V67H171V69H173L174 71H176V69H184L183 67H185V69H186V66H187V64L189 65H191L192 63H194V61L196 62V60H193L192 59V56L194 57V54L196 53L195 51L198 49V41H197V44L195 43V42H193V43H187V42H181L180 40H178V41H180L181 43H177V42H175V40L173 41V42H169V43H164L165 41L164 40H161L162 38V36L160 37V38H157L156 36L154 37V35L153 34H155V32L156 31H154V29H156V28H158L157 30H159V26H155L156 28H152V24L154 23H152V24H150ZM155 23H157V22H155ZM204 23H205V21H204ZM206 23H208V21L206 22ZM220 23V24H219ZM226 23V22H225ZM260 23V22H259ZM30 24V23H29ZM35 24V23H34ZM45 24V23H44ZM83 24H85V23H83ZM89 24H90V22H89ZM104 24V25H105ZM229 24H230V22H229ZM248 24V23H247ZM251 24V25H252ZM36 25V24H35ZM39 25V24H38ZM37 25V26H38ZM77 25V24H76ZM75 25V26H76ZM79 25V24H78ZM91 25H92V22H91ZM91 25H89L88 27H90ZM99 25H101V23L99 24ZM155 25V24H154ZM158 25V24H157ZM223 25H225V24H223ZM260 25V24H259ZM259 25H257V26H259ZM18 26H19V24H18ZM80 26V25H79ZM97 26H98V24H97ZM97 26H95L94 25V27H95V29L97 28ZM103 26V25H102ZM161 26V25H160ZM200 25H198V27H199ZM203 26H204V24H203ZM202 26V27H203ZM222 26V25H221ZM230 26V25H229ZM247 26V25H246ZM250 26V25H249ZM253 26H255V25H253ZM256 26V27H257ZM261 26V25H260ZM262 26H264V25H262ZM31 27V26H30ZM35 27V26H34ZM85 27H87V24H86V26ZM93 27V26H92ZM99 27V26H98ZM101 27V26H100ZM161 27H163V26H161ZM197 27V26H196ZM227 28V26H224V28ZM18 28H22V27H18ZM24 28V27H23ZM37 28V27H36ZM40 29H41V27H39ZM80 27H78V29H79ZM82 28H83V25H82ZM91 28V27H90ZM212 29V28H210V27H207V29ZM249 28V27H248ZM250 28H252V27H250ZM258 28V27H257ZM256 28V29H257ZM261 28V27H260ZM259 28V29H260ZM31 29V28H30ZM32 29H33V27H32ZM38 29V28H37ZM43 29V28H42ZM88 31H89V29L88 28H86ZM86 29H85V31H86ZM92 29V28H91ZM161 29V28H160ZM165 28H163L162 30H164ZM197 29V28H196ZM200 29H202L201 27H200ZM203 29H205V27L203 28ZM228 29H229V27H228ZM14 30H16V31H14ZM13 31H14V35L16 36V34L18 33V35H19V30H18V32H17V29L15 28ZM23 30V29H22ZM39 30V29H38ZM83 30H84V28H83ZM195 30V29H194ZM198 30V29H197ZM253 30H254V28H253ZM262 30V29H261ZM25 31V30H24ZM33 31V30H32ZM93 31V30H92ZM95 31V30H94ZM97 31V30H96ZM105 31V30H104ZM152 31L154 32V33H152ZM167 31V30H166ZM165 31V32H166ZM189 31V30H188ZM187 31V32H188ZM204 31V30H203ZM202 31V32H203ZM255 31V30H254ZM20 32H21V30H20ZM26 32L28 33L29 32V28H28V31L26 30ZM39 32V31H38ZM79 32V31H78ZM84 32V31H83ZM90 32H91V30H90ZM161 32V31H160ZM164 32V31H163ZM168 32H169V30H168ZM200 32H201V30H200ZM228 32H229V30H228ZM248 32H250L249 30H248ZM256 32V31H255ZM257 32H258V29H257ZM256 32V33H257ZM262 32H264V30L262 31ZM262 32H260V34L262 33ZM23 33V32H22ZM26 33V34H27ZM31 33V32H30ZM30 33H29V35H30ZM34 33H35V35H37L36 33H37V30L36 31H34ZM33 33V34H34ZM76 33H77V31H76ZM75 33V34H76ZM81 33H82V29H81ZM87 33V32H86ZM104 33V32H103ZM158 33V32H157ZM162 33V32H161ZM213 33H214V30H213ZM230 33H231V31H230ZM234 33H232L231 35L233 36V34ZM259 33V32H258ZM11 34V33H10ZM25 34V33H24ZM80 34V33H79ZM78 34V35H79ZM91 34V33H90ZM160 34V33H159ZM163 34H166V33H163ZM181 34V33H180ZM188 34V33H187ZM197 34H198V32H197ZM202 34L203 33H200V35L202 36ZM250 34V33H249ZM264 34V33H263ZM12 36H13V34H11ZM20 35H21V33H20ZM23 35V34H22ZM22 35H21V37H22ZM28 35V34H27ZM28 35V36H29ZM77 35V36H78ZM84 35H85V33H84ZM107 35V36H108ZM162 35V34H161ZM170 36L171 34H167V36ZM191 35V34H190ZM206 35H209V33L207 32V34ZM251 35V34H250ZM12 36H10V37H12ZM27 36V38H24L25 40H27L29 37ZM31 37H32V35H30ZM86 36V35H85ZM87 36H89V35H87ZM93 36V35H92ZM99 36V37H98ZM160 35H158V37H159ZM168 36V37H169ZM172 36H173V34H172ZM176 36V35H175ZM179 36H181V35H179ZM182 36H184V34L182 35ZM186 36H188V35H186ZM231 36V37H232ZM252 36H255L254 34L252 35ZM257 36V35H256ZM260 36V35H259ZM19 37V36H18ZM18 37H16L17 39H18ZM24 37V36H23ZM23 37H22V40H24L23 39ZM30 37V38H31ZM82 37V36H81ZM81 37H78V38H80L81 39ZM203 37V36H202ZM210 37H211V39H214L213 37L214 36H211L210 35ZM247 37H249L248 35H247ZM258 37V36H257ZM261 37H262V34H261ZM33 38L35 39V36H33ZM163 38H164V36H163ZM174 38V37H173ZM178 38V37H177ZM182 38V37H181ZM183 38H187V37H183ZM192 39H193V37H191ZM195 38H197V35H196V37ZM203 38H206V36H205V34H204V37ZM230 38V37H229ZM228 38V40L230 41V39L231 40H233V38L234 37H232V38H230L229 39ZM252 38V37H251ZM250 38V39H251ZM34 39H33V41H34ZM71 39H74V38H71ZM86 39H88V37L86 38ZM164 39H166V38H164ZM184 39V40H185ZM235 39V38H234ZM235 39V40H236ZM260 39V38H259ZM5 40V39H4ZM6 40H8V38L6 39ZM11 40V39H10ZM16 40V39H15ZM19 40V39H18ZM20 40H21V38H20ZM19 40V41H20ZM31 40V39H30ZM182 40V39H181ZM188 40H190V39H188ZM195 40V39H194ZM198 40V39H197ZM202 40V39H201ZM204 40V39H203ZM209 40H210V38H209ZM248 40H249V38H248ZM253 40V39H252ZM256 40H257V38H256ZM262 40V39H261ZM261 40H257V41H254V42H258V41H260L261 42ZM19 41H17L19 44H20V42ZM32 41V42H33ZM70 41H72V40H70ZM81 41V40H80ZM88 41V40H87ZM168 41V40H167ZM169 41H170V38H169ZM183 41V40H182ZM185 41H187V40H185ZM211 41H213V40H211ZM228 41V43L227 44H230V43H232V42H229ZM234 41V40H233ZM237 41V40H236ZM236 41H235V44H236ZM263 41L264 40H262V42H261V47H260V43H259V46L258 45H256V46H258V47H260V48H262V43H263ZM7 42V44H8V41H6ZM12 42V41H11ZM10 42V43H11ZM22 42H24V41H22ZM21 42V43H22ZM29 42H31V41H29ZM28 42V43H29ZM64 42V41H63ZM67 42H69V41H67ZM72 42H74V43H76L74 40L72 41ZM71 42V43H72ZM78 42V41H77ZM189 42H191V41H189ZM215 42H216V40H215ZM214 42V43H215ZM244 42H247V41H244ZM243 42V43H244ZM249 42V41H248ZM254 42H252V43H250L249 42V45L251 44V47H252V49H254L253 48V46H252V44L254 43ZM2 43H3V41H2ZM81 43V42H80ZM84 43V45H85V42H83ZM83 43H81V44H83ZM93 43H95L94 45H93ZM213 42H212V44H214ZM224 43V42H223ZM222 43V45H224ZM237 43V44H238ZM12 44V43H11ZM15 44V43H14ZM17 44V43H16ZM18 44V45H19ZM32 44V43H31ZM216 44H217V42H216ZM241 44H242V42H241ZM255 44V43H254ZM10 45V44H9ZM9 45H6V44H4V46H8L9 47ZM26 45H28L27 43H26ZM66 44L64 43V46H65ZM69 45V44H68ZM70 45H72V44H70ZM80 44L78 43V46H79ZM84 45L81 47V48H83L84 47ZM201 45V44H200ZM202 45H203V43H202ZM205 45V44H204ZM218 45H219V42H218ZM1 46V45H0ZM14 46V45H13ZM16 46V45H15ZM20 46V48L22 47V45H19ZM24 46V45H23ZM29 47H30V45H28ZM210 46V45H209ZM221 46V45H220ZM227 46H231V44L230 45H227ZM235 46V45H234ZM245 46H247L248 47V45H243V48L245 47ZM8 47H6V48H8ZM11 47H12V45H11ZM17 47V46H16ZM25 47H27V46H25ZM24 47V48H25ZM29 47H27L28 49H29ZM66 47H67V45H66ZM72 46H70L69 47V49L71 48ZM75 46L73 45V48H74ZM86 47V46H85ZM84 47V48H85ZM204 47V46H203ZM222 47V46H221ZM226 47V46H225ZM236 47V46H235ZM235 47H234V50H233V52L235 51ZM240 47V46H239ZM10 48V47H9ZM12 48H14V47H12ZM18 48V47H17ZM23 48V47H22ZM50 48V47H49ZM77 48V47H76ZM80 48V47H79ZM209 48V47H208ZM243 48H242V51L241 52H243V51H245V55H246V53H247V51L246 50H243ZM260 48H259V51H261V52H263L264 53V51H262V50H260ZM4 49V48H3ZM16 49V48H15ZM27 49V51H29ZM33 49V48H32ZM64 49V48H63ZM63 49L61 50V51H63ZM69 49H68V52L70 53L71 51H69ZM75 49V48H74ZM201 49V48H200ZM205 49L206 48H204V52H208V51H211V50H209L208 49V51H205ZM219 49V48H218ZM221 49V48H220ZM219 49V50H220ZM226 49V48H225ZM229 50L231 49V51H232V49H233V46L231 47V48H228ZM239 49V48H238ZM244 49H246V48H244ZM248 49V48H247ZM255 49H257V47L255 48ZM263 49H264V47H263ZM2 50V49H1ZM5 50H7V49H4L3 51H5ZM9 50V49H8ZM17 50V49H16ZM22 50H24V49H22ZM48 50V49H47ZM65 50H67V48L65 49ZM203 50V49H202ZM223 50H224V48H223ZM237 50V49H236ZM240 50H241V48H240ZM240 50H239V52H240ZM249 50H251L250 49V47H249ZM258 50V49H257ZM11 51V50H10ZM12 51H14V50H12ZM26 51V50H25ZM198 51V50H197ZM201 51V50H200ZM200 51H198V52H200ZM225 51V50H224ZM227 51V50H226ZM255 50H253V52H254ZM16 52V51H15ZM14 52V53H15ZM20 52V51H19ZM23 52V51H22ZM22 52H20V53H22ZM64 52V51H63ZM75 52H76V50H75ZM77 52H79V51H77ZM79 52V53H80ZM204 52H202V53H204ZM213 53L214 52H216V51H212ZM232 52V53H233ZM238 52V53H239ZM2 53V52H1ZM0 53V54H1ZM7 53V52H6ZM5 53V54H6ZM13 53V54H14ZM27 53V52H26ZM48 53V52H47ZM74 53V52H73ZM94 53V54H95ZM212 53V54H213ZM232 53H229V57H230V54H232ZM250 53V52H249ZM252 53V52H251ZM258 53V52H257ZM262 53V54H263ZM3 54V53H2ZM17 54V53H16ZM64 54V53H63ZM62 54V55H63ZM72 54V53H71ZM94 54H93V57H98V56H94ZM197 54V53H196ZM200 54V53H199ZM209 54V53H208ZM214 54H217V53H214ZM213 54V55H214ZM255 54V53H254ZM253 54V55H254ZM262 54H260V55H262ZM22 55H24V54H22ZM67 55H68V53H67ZM66 55V57H68ZM86 55V56H87ZM96 55V54H95ZM212 55V56H213ZM225 55H226V53H225ZM235 55H237V54H235ZM240 55V54H239ZM239 55H237V57H239ZM242 55V54H241ZM248 55V54H247ZM251 55V54H250ZM253 55H251V56H253ZM257 55V54H256ZM258 55H259V53H258ZM257 55V56H258ZM6 56V55H5ZM18 56H20V54L18 55ZM74 56H75V59H73L72 60V62L73 63H68V65L70 64H73V67H77V65L79 64L80 65V59H81V57H76V54H74ZM89 56H87V57H89ZM197 56H199L198 54H197ZM196 56V57H197ZM201 56V55H200ZM205 56V58H206V54L204 55ZM203 56V57H204ZM214 56H216V55H214ZM218 56H219V53H218ZM221 56V55H220ZM251 56H250V58H251ZM256 56V57H257ZM1 57V56H0ZM4 57V56H3ZM92 57V58H93ZM187 57V58H186ZM189 57V58H188ZM195 57V58H196ZM202 57V56H201ZM201 57H199V58H201ZM203 57H202V59H203ZM232 57L234 58L235 56H233L232 55ZM246 57V56H245ZM249 57V56H248ZM260 57V56H259ZM5 58H7V56L5 57ZM18 58V57H17ZM69 58H70V55H69ZM68 58V59H69ZM71 58H73V57H71ZM80 58V59H79ZM90 58V57H89ZM92 58H90V59H92ZM207 58H208V56H207ZM206 58V59H207ZM214 57H212V59H213ZM216 58V57H215ZM225 58V57H224ZM242 58H244V56H242ZM241 58V59H242ZM263 58V55H262V57L260 58V59H262ZM45 59V58H44ZM61 59V58H60ZM210 60H211V56H210V58H209ZM209 59H207V61L209 60ZM217 59V58H216ZM216 59H214V60H216ZM222 59V58H221ZM227 59V58H226ZM232 59V58H231ZM235 59V58H234ZM248 59V58H247ZM252 59H254V58H252ZM257 59V58H256ZM256 59H255V61H256ZM264 59V58H263ZM3 60V59H2ZM1 60V62L0 63H2L3 61ZM11 60V59H10ZM64 60H67V58L66 59H64ZM70 60V59H69ZM204 60V59H203ZM218 60V59H217ZM224 60V59H223ZM230 60V59H229ZM245 60H246V58H245ZM259 60V59H258ZM68 61V60H67ZM89 61V60H88ZM100 61V60H99ZM200 61H202L201 59H200ZM206 61V60H205ZM204 61V62H205ZM213 61V60H212ZM220 61H222V60H220ZM227 61V60H226ZM235 61H238V58H237V60H235ZM240 61V60H239ZM242 61H243V59H242ZM261 61V60H260ZM5 62V61H4ZM70 62V61H69ZM163 62H162V67H163ZM197 62H198V60H197ZM216 62V61H215ZM249 61L247 60V64L249 65V63H248ZM262 62H264V61H262ZM8 63V64H7ZM7 63H4V64H7V65H9V62H7ZM11 63V62H10ZM202 63V62H201ZM206 63H208V62H205V64ZM212 63H214V61L212 62ZM223 63V62H222ZM244 63V62H243ZM252 63V62H251ZM253 63H254V61H253ZM256 63V62H255ZM258 63H259V61H258ZM3 64V63H2ZM15 63H13V65H14ZM58 64V63H57ZM168 64L167 65H165V66H168ZM176 64V63H175ZM200 64V63H199ZM204 64V65H205ZM209 64H211L210 62H209ZM215 64V63H214ZM221 64V63H220ZM219 64V66H221L222 67V65H220ZM224 64V63H223ZM242 64V63H241ZM245 64V63H244ZM260 64H262V63H260ZM12 65V64H11ZM12 65V66H13ZM38 65V64H37ZM64 65V64H63ZM69 65V66H70ZM95 65V64H94ZM227 64L225 63V65L224 66H226ZM3 66V65H2ZM10 66V65H9ZM11 66V67H12ZM16 66V65H15ZM15 66H13V67H15ZM161 66V65H160ZM206 66V65H205ZM209 67H210V65H208ZM207 66V67H208ZM218 66V65H217ZM242 66H244V65H242ZM245 66H247V65H245ZM260 66H263V64L262 65H260ZM259 66V67H260ZM12 67V68H13ZM32 67V66H31ZM88 67V66H87ZM159 67V66H158ZM195 67H196V65H195ZM199 67V66H198ZM203 67V66H202ZM211 67H212V65H211ZM213 67H215L214 65H213ZM250 67V66H249ZM254 67H255V64H254ZM254 67H251L252 68V70H253V68ZM258 67V68H259ZM264 67V66H263ZM262 67V68H263ZM0 68H1V64H0ZM6 68L7 67H5V69H4V71L6 70ZM9 68V67H8ZM8 68H7V71H8ZM18 68V67H17ZM70 68V70H71V67H69ZM78 68V67H77ZM160 68V67H159ZM200 68V67H199ZM198 68V70L199 71H202L203 69L205 70V68H203L202 70H200ZM223 68V67H222ZM225 68H227V66L225 67ZM261 68V69H262ZM10 69V68H9ZM72 69H74V68H72ZM164 69H165V67H164ZM166 69H167V67H166ZM192 69V68H191ZM194 69V68H193ZM196 69V68H195ZM212 69V68H211ZM210 68H209V71L211 70ZM214 69H216V68H214ZM221 68H218V70H220ZM2 70V69H1ZM15 70V69H14ZM42 70V69H41ZM168 70V69H167ZM170 70V69H169ZM188 70V69H187ZM207 70H208V68H207ZM206 70V71H207ZM223 70V69H222ZM3 71V70H2ZM10 71V70H9ZM8 71V73H10ZM39 71V70H38ZM43 71V70H42ZM165 71V70H164ZM171 71V70H170ZM191 71V70H190ZM209 71H207V72H209ZM212 71H214V70H212ZM212 71L210 72V74L212 73ZM15 72V71H14ZM84 72V71H83ZM166 72V71H165ZM179 72V71H178ZM204 72V71H203ZM264 72V71H263ZM6 73L7 72H5V74L3 75L4 77H5V75H6ZM175 73V72H174ZM194 73V72H193ZM192 73V74H193ZM199 73V72H198ZM215 73H216V71H215ZM220 73H222V71L220 72ZM224 73H225V70H224ZM11 74V73H10ZM10 74H8V75H10ZM41 74V73H40ZM48 74V73H47ZM170 74H171V72H170ZM173 74V73H172ZM176 74L177 73H175L174 75H172V77H170L171 78V82L173 83V85L175 84H177L178 86H179V84H181V85H183L184 83L185 84H187V85H189V86H186V85H184V87H183V90H181V92L183 93H185V95L187 94L189 97H190V100H189V98H188V102L190 103H193L194 101H197V100H199L200 102H202L200 99L202 98V97H200V99H197V97L199 96H196V99L194 100V98H193V96H192V93L194 94L195 92L197 93V89L196 88H194L193 87V82L192 81H188V79L187 78H183V77H178L179 75H177L176 76ZM180 74V73H179ZM182 74V73H181ZM184 74V73H183ZM190 74V73H189ZM195 74V73H194ZM200 74H202L201 72H200ZM219 74V73H218ZM13 75V74H12ZM44 75V74H43ZM42 75V76H43ZM46 75V74H45ZM44 75V76H45ZM197 75V74H196ZM215 74L213 73V76H214ZM216 75H217V73H216ZM220 75H222V74H220ZM224 75V74H223ZM2 76V75H1ZM0 76V77H1ZM171 76V75H170ZM190 76V75H189ZM199 76H201V75H199ZM207 76V75H206ZM208 76H209V73H208ZM212 76V77H213ZM226 76V75H225ZM47 77V76H46ZM52 77H55V76H52ZM52 77H48V79L49 78H52ZM88 77V76H87ZM167 77H168V73H167ZM191 77H193L192 75H191ZM209 77H211V76H209ZM223 77V76H222ZM3 78V77H2ZM13 78V77H12ZM36 78H38V77H36ZM44 78V77H43ZM60 78L61 79H64L62 76L60 77L59 76V80H60ZM190 78V77H189ZM196 78H198V76H196ZM206 78V77H205ZM225 78V77H224ZM57 79H58V76H57ZM57 79L55 78V83H54V85H56V82H57ZM166 79V78H165ZM191 79V78H190ZM208 79V78H207ZM4 80H5V78H4ZM6 80H8L7 79V77H6ZM5 80V81H6ZM37 80V79H36ZM52 80H54V79H52ZM66 80V79H65ZM84 80V81H85ZM168 80V79H167ZM167 80H165L166 82H167ZM39 81V80H38ZM41 81V80H40ZM42 81H44V80H42ZM49 81V80H48ZM198 81V80H197ZM208 81V80H207ZM62 82L64 83V81L62 80ZM170 82V83H171ZM195 82V81H194ZM22 83V82H21ZM28 83H29V81H28ZM31 83V82H30ZM38 83V82H37ZM36 83V84H37ZM49 83H52V82H49ZM67 83V82H66ZM65 83V84H66ZM70 83V82H69ZM73 83V82H72ZM137 83H139L140 84V86H141V88L143 87V86H147V87H149V85H152V91H150V89L147 91V92H151V94L153 95V98H155V99H157V100H159L158 102H161V103H159L160 105H161V108H157V107H155V105L153 106V104H150L149 102H147V101H145L144 99H142L141 98V95H140V89L138 90L137 88V92L135 91V94H133V96H130V97H127V96H125V94H128V92H129V89H128V86L130 85H132L133 87H134V89H135V87H136V85H137ZM172 83H171V85H170V87L172 86ZM204 83V82H203ZM44 84V83H43ZM42 84V85H43ZM47 84V83H46ZM57 84H59V83H57ZM60 84H61V81H60ZM59 84V85H60ZM64 84V85H65ZM71 84V83H70ZM70 84H67V85H70ZM194 84H196V83H194ZM199 84V83H198ZM25 85V84H24ZM29 86H30V84H28ZM39 86H40V84H38ZM143 85V86H142ZM169 85V84H168ZM200 85V84H199ZM199 85H198V87H199ZM29 86L27 87V88H29ZM46 86V85H45ZM56 86H58V85H56ZM56 86H54V87H52V86H50V84L47 86V87H49V88H51L52 87V89L53 88H55ZM167 86V85H166ZM241 86V85H240ZM42 87H44V85L42 86ZM63 87V85L61 86L60 85V88H62ZM64 87H66V86H64ZM139 87V86H138ZM169 87V86H168ZM182 87V86H181ZM180 87V88H181ZM16 88V87H15ZM24 88H26V86L24 87ZM23 88V89H24ZM41 88V87H40ZM40 88H39V90H40ZM57 88V87H56ZM66 88H69V86L68 87H66ZM132 88V87H131ZM145 88V87H144ZM151 88V87H150ZM178 88V87H177ZM179 88V89H180ZM58 89H59V86H58ZM58 89L56 90V91H58ZM167 89V88H166ZM174 89V88H173ZM176 89V88H175ZM244 89V88H243ZM27 90H29V89H27ZM26 90V91H27ZM36 90V89H35ZM44 90H45V92H46V87L44 88ZM44 90H43V92H44ZM48 90H51V89H48ZM54 90V92H56ZM61 90V89H60ZM59 90V91H60ZM63 91H64V89H62ZM132 90H133V88H132ZM131 90V91H132ZM143 90V89H142ZM147 90V88L145 89V90H143V91H146ZM178 90V89H177ZM176 90V91H177ZM241 90V89H240ZM22 91V90H21ZM42 91V90H41ZM58 91V92H59ZM78 91V90H77ZM76 91V92H77ZM80 91H79V93H80ZM167 91V90H166ZM199 91V90H198ZM243 91V90H242ZM241 91V92H242ZM245 91V90H244ZM22 92H24V90L22 91ZM29 92V91H28ZM27 92V94L26 95H28L29 93ZM38 92V91H37ZM37 92H35V95H37L36 93ZM47 92H49V91H47ZM132 92H134V91H132ZM246 92V91H245ZM244 92V93H245ZM19 93V95L20 94H22L20 91L18 92ZM18 93H16V94H18ZM24 93H26V92H24ZM31 93V92H30ZM39 93V92H38ZM50 93H53V92H50ZM131 93V92H130ZM141 93H142V91H141ZM169 93H172V92H169ZM200 92H198V94H199ZM247 93V92H246ZM40 94V93H39ZM38 94V95H39ZM44 93H42V95H43ZM46 94V93H45ZM61 94H62V91H61ZM88 94V93H87ZM90 94V93H89ZM25 95V96H26ZM85 95V94H84ZM91 95V94H90ZM109 95V96H108ZM132 95V94H131ZM184 95V96H185ZM196 95V94H195ZM194 95V96H195ZM245 95V94H244ZM17 96V95H16ZM128 96H129V94H128ZM187 96V97H188ZM201 96V95H200ZM247 96V95H246ZM20 97V100H21V98H22V95L21 96H19ZM18 97V98H19ZM23 97H24V95H23ZM36 97V96H35ZM38 97H42V96H38ZM144 97V96H143ZM243 97V96H242ZM254 97V96H253ZM47 98V97H46ZM45 97L43 98V102L45 103V101L46 100H48V98L46 99ZM90 98V97H89ZM199 98V97H198ZM244 98V97H243ZM10 99H12V98H10ZM31 99V98H30ZM35 99V102H36V100L38 101V99H36V98H34ZM46 99V100H45ZM154 99V100H155ZM248 99V98H247ZM252 99V98H251ZM31 100H33V98L31 99ZM40 100H41V98L39 99V101L38 102H40ZM45 100V101H44ZM144 100V101H143ZM149 100V99H148ZM238 100V99H237ZM49 101V100H48ZM60 101V100H59ZM62 101H64V100H62ZM150 101V100H149ZM235 101V100H234ZM241 101H243V100H241ZM8 102V101H7ZM30 102V101H29ZM34 102V104H38L37 102L35 103ZM10 103V102H9ZM195 103V102H194ZM205 102H203V105L205 106V104H204ZM211 103V102H210ZM209 103V104H210ZM12 104V103H11ZM20 104V103H19ZM28 104V103H27ZM49 104V103H48ZM197 103H195V105H196ZM208 104V103H207ZM209 104H208V107H209ZM167 105V107L169 106V111H168V109L167 108H165V106ZM190 105H192V104H190ZM213 105H215L214 103H213ZM212 105V106H213ZM220 106H221V103L219 104ZM29 106H32V103L29 105ZM35 106V105H34ZM33 106V107H34ZM38 106H39V104H38ZM50 107V106H52V105H47V107ZM66 106V107H65ZM110 106V105H109ZM197 106V105H196ZM204 106H201L200 108H202V107H204ZM216 106V105H215ZM217 106H218V104H217ZM10 107V106H9ZM22 107V106H21ZM42 107V106H41ZM44 107V106H43ZM47 107H45V108H47ZM49 107H48V110H50L49 109ZM57 107H58V105H57ZM64 107H65V109H67L69 112V116H78L79 117V113L77 112V110L72 106V104L70 103V102H66L65 104H64ZM188 107V106H187ZM192 107H195V106H192ZM191 107V108H192ZM7 108V107H6ZM51 108V107H50ZM60 108V107H59ZM190 108V107H189ZM188 108V109H189ZM199 108V107H198ZM212 108V107H211ZM222 108V107H221ZM9 109V108H8ZM13 109V108H12ZM40 109H42V110H44V108H40ZM52 109H53V106H52ZM58 108H56V110H57ZM60 109H64L63 108V103H61V108ZM177 109H179L178 107H177ZM182 108H180V110H181ZM213 109V108H212ZM214 109H216V108H214ZM219 110H220V107L218 108ZM15 110V109H14ZM47 110V109H46ZM56 110H54L55 112H56ZM61 110V111H62ZM182 110H184V109H182ZM191 109H189V110H187V111H190ZM193 110V109H192ZM199 109H197V111H198ZM209 110V108L207 109V111ZM6 111V110H5ZM5 111H3V112H5ZM8 111V110H7ZM12 111V110H11ZM19 111V110H18ZM53 111V110H52ZM186 111V110H185ZM195 110H193V112H194ZM200 111V110H199ZM198 111V112H199ZM218 111V110H217ZM221 111V110H220ZM222 111H223V109H222ZM59 112H60V110H59ZM174 112V111H173ZM172 112V113H173ZM192 112V113H193ZM202 112H203V110H202ZM219 112V111H218ZM217 112V113H218ZM6 113V112H5ZM9 113H11V112H9ZM57 113V112H56ZM60 113H62V112H60ZM174 113V114H175ZM177 113H179V112H177ZM182 113V112H181ZM184 113V112H183ZM183 113H182V115H183ZM186 114H188L187 112H185ZM201 113V112H200ZM208 113V112H207ZM207 113H206V115H207ZM216 113V112H215ZM216 113V114H217ZM14 114V113H13ZM12 114V115H13ZM16 114V113H15ZM37 114V113H36ZM174 114H172V116L174 115ZM211 114H213V112L211 111ZM12 115H8V116H12ZM17 116H18V113L16 114ZM29 115V114H28ZM28 115L26 116V117H28ZM60 115V114H59ZM62 115V114H61ZM146 115V116H147ZM171 115V114H170ZM177 115V114H176ZM175 115V116H176ZM185 115V114H184ZM184 115H183V117H184ZM194 115V114H193ZM193 115L191 116V117H193ZM223 115H225V113L223 114ZM222 115V116H223ZM1 116V115H0ZM8 116H6L7 118H9ZM29 116H31V115H29ZM144 116V115H143ZM145 116V117H146ZM178 116H179V114H178ZM189 116V115H188ZM212 116V115H211ZM214 116V115H213ZM213 116H212V118H213ZM221 116V115H220ZM221 116V117H222ZM5 117V116H4ZM5 117V118H6ZM15 117V116H14ZM21 117V116H20ZM60 117V116H59ZM170 118H172L171 116H169ZM181 117V118H180ZM180 119L179 120H181L182 119V116L180 115ZM195 117V116H194ZM194 117H193V119H194ZM198 117V116H197ZM202 117H203V115H202ZM208 117H209V115H208ZM216 117V116H215ZM214 117V118H215ZM221 117H216V118H221ZM264 117V116H263ZM4 118V119H5ZM12 118V117H11ZM175 118V117H174ZM178 117H176V119L175 120H178L177 119ZM186 117H184V119H185ZM201 118V117H200ZM199 118V119H200ZM203 118H205V116L203 117ZM212 118H210V119H212ZM213 118V119H214ZM3 119V118H2ZM1 119V121H3ZM15 119H16V117H15ZM34 119V118H33ZM51 119V118H50ZM60 119L61 118H59L58 120L60 121ZM184 119H182V120H184ZM189 119V118H188ZM191 119V118H190ZM206 119H208V118H206ZM11 120V119H10ZM13 120H14V118H13ZM30 120V119H29ZM40 120V119H39ZM57 120V121H58ZM172 120V119H171ZM174 120V119H173ZM181 120V121H182ZM186 120V119H185ZM197 120V119H196ZM205 120V119H204ZM209 120V119H208ZM217 120V119H216ZM219 120V119H218ZM222 120V119H221ZM264 120V119H263ZM15 121V120H14ZM31 121V120H30ZM64 121H66V123L64 122ZM189 121V120H188ZM192 121V120H191ZM194 121H195V119H194ZM4 122H5V120H4ZM7 122V121H6ZM5 122V123H6ZM8 122H9V120H8ZM52 122V121H51ZM174 122H176V121H174ZM186 122V121H185ZM196 122V121H195ZM202 122V121H201ZM213 122V121H212ZM211 122V123H212ZM219 122V121H218ZM217 122V123H218ZM225 122H226V120H225ZM3 123V122H2ZM10 123H12V122H9V124ZM14 123V122H13ZM30 123V122H29ZM28 123V124H29ZM49 123H50V121H49ZM65 123V124H64ZM179 123V122H178ZM192 123V122H191ZM210 123V122H209ZM208 123V124H209ZM210 123V124H211ZM216 123V124H217ZM220 123V122H219ZM264 123V122H263ZM24 124V123H23ZM27 124V123H26ZM33 124V123H32ZM37 124V123H36ZM41 124V123H40ZM57 124H58V122H57ZM144 124V123H143ZM177 124V123H176ZM180 124V123H179ZM195 124V123H194ZM204 124V123H203ZM207 124V123H206ZM207 124V125H208ZM213 124V123H212ZM215 124V125H216ZM181 125V124H180ZM188 124H187V122H186V126H187ZM201 125H202V123H201ZM214 125V124H213ZM12 127H15V128H17V126H15V124L14 125H11ZM27 127H28V125H26ZM50 126V125H49ZM54 127L56 126V125H53ZM179 126V125H178ZM190 126V125H189ZM194 126V125H193ZM196 126H197V123H196ZM200 126V125H199ZM203 126V125H202ZM204 126H206V125H204ZM264 126V125H263ZM2 127H3V125H2ZM8 127V126H7ZM25 127V126H24ZM31 127V126H30ZM35 127V126H34ZM51 127V126H50ZM181 127V126H180ZM183 127V126H182ZM192 127V126H191ZM201 127V126H200ZM208 127V126H207ZM206 127V128H207ZM216 126H214V128H215ZM221 127V126H220ZM225 127H226V125H225ZM9 128V127H8ZM189 128V127H188ZM196 128V127H195ZM199 127H197V129H198ZM203 128V127H202ZM224 128V127H223ZM222 128V129H223ZM228 128V127H227ZM5 129V128H4ZM10 129V128H9ZM14 129V128H13ZM12 129V130H13ZM24 129H26V131L28 130V128H24ZM23 129V130H24ZM30 129V128H29ZM50 129V128H49ZM52 129V128H51ZM50 129V130H51ZM57 129H58V127H57ZM185 128H183V129H181L182 131L184 130ZM193 129H194V127H193ZM209 129H211V128H209ZM209 129H207L208 131H209ZM217 129V128H216ZM261 129H263V128H261ZM3 130V129H2ZM6 130V129H5ZM11 129H10V131H12ZM16 130V129H15ZM14 130V131H15ZM226 130V129H225ZM4 131V130H3ZM25 131V130H24ZM29 131V130H28ZM30 131H32V129L30 130ZM34 131V130H33ZM58 131H60V129H58ZM187 131V130H186ZM192 131V130H191ZM207 131V132H208ZM216 130H214V132H215ZM223 131V130H222ZM255 131V130H254ZM257 131V130H256ZM263 131V130H262ZM1 132V131H0ZM6 132H7V130H6ZM6 132H4V133H6ZM54 132V131H53ZM53 132H52V134H53ZM57 132V131H56ZM197 132V131H196ZM204 132V131H203ZM211 132H212V130H211ZM219 132H220V129H219ZM228 131H226V133H227ZM8 133V132H7ZM12 133V132H11ZM28 133V132H27ZM32 133V132H31ZM30 133V134H31ZM47 133V132H46ZM49 133V132H48ZM48 133H47V135H48ZM60 133V132H59ZM59 133H57L56 135H59ZM63 133V132H62ZM188 134H189V131L187 132ZM192 133V132H191ZM206 133V132H205ZM205 133H202V135L203 134H205ZM221 133V132H220ZM231 133V132H230ZM253 133V132H252ZM29 134V133H28ZM66 134H67V132H66ZM168 134H170V135H168ZM174 134V133H173ZM185 134H186V132H185ZM224 134V137H225V135H227V134H225V133H223ZM262 134H264V131L262 132ZM262 134H259V132H258V134H255V135H253V136H251L250 138H248V139H241V138H236V139H234L233 137H231V138H233L232 140H231V138L229 137L230 136V134H228L229 136L227 137V138H230L229 140H231L230 142H227V138H225V140H221V141H219V142H216V144H214V145H212V144H209L210 146H211V149L208 151L207 150V148H205L204 150H207L208 151V153L210 152L211 153V156H213V158L216 160V162H217V165H218V169H213V168H211L210 166H208L207 165V163H203V165L201 164V166L202 167H200V162H199V160H196V158H194L195 159V162L196 161H198L199 162V167L200 168H203V169H206V171L207 172H209L210 174L206 177L207 179H206V181L208 182V183H210L211 185H212V187L214 186V187H221V186H219V185H224L226 182H227V175L228 174H230V175H234L237 171H244L243 173H244V175L242 174L241 176L239 175V177H236L234 180H235V182L236 183H238L239 185H241L242 187L244 186H248V184H252L251 186H256V187H260V190H259V192L257 193V195H255V196H253V195H251L252 197H251V199H252V203H259V209H262L263 211H264V135H262ZM9 135V134H8ZM8 135H3V137L4 136H8ZM14 135H16V133L14 134ZM13 135V133L9 136V137H13L14 136ZM50 135V134H49ZM68 135H73V134H69L68 133ZM67 135V136H68ZM78 135V134H77ZM187 135V134H186ZM212 135V134H211ZM234 135V134H233ZM252 135V134H251ZM2 135L0 134V137H1ZM50 136H52V135H50ZM60 136V135H59ZM58 136V137H59ZM66 136V135H65ZM173 137H178V134H174V135H172ZM190 136V135H189ZM188 136V137H189ZM193 136H196V135H193ZM204 136V135H203ZM213 136V135H212ZM214 136H216V134L214 135ZM232 136V135H231ZM33 137V136H32ZM52 137H54V136H52ZM52 137H47V138H50L49 140H51L52 139ZM58 137H56V138H58ZM155 137V136H154ZM173 137H172V139H173ZM198 137V136H197ZM196 137V138H197ZM205 137V136H204ZM223 137V136H222ZM234 137H236V136H234ZM5 138V137H4ZM14 138H16V137H14ZM29 138H30V136H29ZM68 138H69V140H70V137L68 136ZM171 138V137H170ZM181 138V137H180ZM190 138V137H189ZM193 138V137H192ZM199 138H200V136H199ZM198 138V139H199ZM202 138V137H201ZM206 138H208V137H206ZM20 139V138H19ZM152 139H154V138H152ZM174 139H178V138H174ZM173 139V140H174ZM209 139V138H208ZM211 139V138H210ZM216 139H218V138H216ZM215 139V140H216ZM220 139H221V136H220ZM223 139V138H222ZM32 140H34V139H32ZM169 140V139H168ZM214 140V141H215ZM178 141V140H177ZM176 141V142H177ZM184 141V140H183ZM192 141V140H191ZM195 141H196V139H195ZM210 141H213V140H210ZM218 141V140H217ZM31 142V141H30ZM106 142V141H105ZM104 142V143H105ZM168 142V141H167ZM170 142H171V140H170ZM175 142V143H176ZM179 142V141H178ZM200 142V141H199ZM201 142H203V141H201ZM200 142V143H201ZM209 142V141H208ZM32 143H34V142H32ZM138 143H140V144H138ZM165 143V142H164ZM172 143V142H171ZM182 143H185V142H182ZM193 143V142H192ZM194 143H196V142H194ZM207 143V142H206ZM212 143H214V142H212ZM28 144V143H27ZM101 144V143H100ZM107 144H106V146H107ZM181 144V143H180ZM188 144H190V143H188ZM197 144H199V143H197ZM196 144V145H197ZM203 144V143H202ZM34 145H35V143H34ZM33 145V146H34ZM103 145V144H102ZM105 145V144H104ZM104 145H103V148H104ZM132 145V144H131ZM168 145V144H167ZM173 145V144H172ZM176 145V144H175ZM201 145V144H200ZM205 145H207V144H205ZM99 146H101V145H99ZM164 146V145H163ZM182 146H183V144H182ZM188 146V145H187ZM187 146H185V147H187ZM198 146V145H197ZM196 146V147H197ZM102 147V146H101ZM153 147V146H152ZM155 147V146H154ZM165 147V146H164ZM163 147V150L165 149ZM178 147H180L179 145H178ZM189 148H190V146H188ZM195 147V146H194ZM193 147V148H194ZM200 147V146H199ZM214 147H215V150H214ZM218 147V148H217ZM55 148V149H54ZM167 148V147H166ZM172 148V147H171ZM208 148H209V146H208ZM216 148H217V150L218 151H216ZM30 149H32V148H30ZM29 149V150H30ZM97 149V148H96ZM96 149H95V151H96ZM153 149V148H152ZM158 149H156V150H158ZM186 149V148H185ZM184 149V150H185ZM199 149V148H198ZM200 149H202V148H200ZM28 150V151H29ZM34 151H35V148L33 149ZM109 150V151H108ZM160 150H162V149H160ZM172 150V149H171ZM178 150V149H177ZM192 150V149H191ZM92 151V150H91ZM128 151H129V149H128ZM167 151V150H166ZM168 151H170V150H168ZM168 151H167V153H168ZM187 151V150H186ZM186 151H184V152H186ZM200 151H202V150H200ZM207 151L205 152V153H207ZM21 152V151H20ZM93 152H94V149H93ZM98 152V151H97ZM151 152H154V151H151ZM163 153H164V151H162ZM180 152V151H179ZM183 152V153H184ZM196 153H197V151H195ZM199 152V151H198ZM204 152V151H203ZM219 152H221L220 154H219ZM89 153H91V152H89ZM158 153H159V150H158ZM158 153H157V155H158ZM161 153V152H160ZM171 153V152H170ZM173 153V152H172ZM177 153V152H176ZM190 153V152H189ZM196 153H194V154H196ZM209 153V154H210ZM20 154V153H19ZM85 154V155H84ZM93 154V153H92ZM94 154H95V152H94ZM94 154H93V156H94ZM127 154V153H126ZM154 154H155V152H154ZM186 154V153H185ZM184 154V155H185ZM201 154V153H200ZM200 154H199V156H200ZM96 155H98V154H96ZM161 155H164V154H161ZM165 155H167L166 153H165ZM175 155V154H174ZM177 155V154H176ZM183 155V156H184ZM189 155V154H188ZM193 155V153H191V156ZM197 155V154H196ZM207 155V154H206ZM25 156V155H24ZM92 156V155H91ZM91 156H90V158H91ZM100 156H98L99 158H100ZM108 156V155H107ZM132 156V155H131ZM132 156V158H134ZM146 156V155H145ZM152 156V155H151ZM155 156V155H154ZM172 156V155H171ZM181 156V155H180ZM109 157H111V156H109ZM109 157H107V158H109ZM114 157V156H113ZM116 157H115V159L113 158V160H115L116 161ZM122 157V158H121ZM127 157H128V155H127ZM157 157H159V156H157ZM162 157V156H161ZM160 157V158H161ZM167 157H170V156H167ZM178 157V156H177ZM187 154H186V157H183V159L184 158H186L187 159ZM28 158V157H27ZM47 158H49L50 160H47ZM84 158H87V157H84ZM89 158V157H88ZM93 159H97V157H92ZM98 158V159H99ZM101 158V161L100 162H102L101 164L103 165V162H105V160L107 159H104V161H103V159ZM112 158V157H111ZM110 158V159H111ZM140 158H141V156H140ZM143 158H144V155H143ZM172 158V157H171ZM175 158V157H174ZM189 158V157H188ZM192 158V157H191ZM198 158V157H197ZM95 159V160H96ZM138 159V158H137ZM136 158L135 159H132L133 161L135 160H137ZM163 159L165 160L166 158H162V161H163ZM173 159V158H172ZM176 159V158H175ZM179 159V158H178ZM182 159V158H181ZM194 159H193V161H194ZM29 160V159H28ZM76 160V161H77ZM92 160V159H91ZM100 160V159H99ZM108 160V159H107ZM118 160V159H117ZM141 160V159H140ZM140 160H138L139 162H140ZM167 160V159H166ZM190 160V159H189ZM192 160V159H191ZM207 160V159H206ZM229 160V161H228ZM86 161V160H85ZM84 161V162H85ZM89 161V160H88ZM109 161V160H108ZM111 161V160H110ZM109 161V162H110ZM144 161H147V159L146 160H143V162ZM158 161V160H157ZM193 161H191V162H193ZM203 161V160H202ZM100 162H98V161H96V164H99ZM107 162V161H106ZM114 162V161H113ZM113 162H110V164L112 165V164H114L115 165V163H113ZM122 162H121V164H122ZM125 162V161H124ZM142 162V163H143ZM159 162H161L160 161V159H159ZM170 162V161H169ZM205 162H207V161H205ZM208 162H209V160H208ZM77 163H79V164H77ZM88 163V162H87ZM95 163V162H94ZM116 163H118V162H116ZM136 163V162H135ZM146 163V162H145ZM150 163V161L148 162V164ZM155 162H154V160H153V163L152 164H154ZM161 163H163V162H161ZM166 163V162H165ZM185 163V162H184ZM189 163H190V161H189ZM188 163V164H189ZM197 163V162H196ZM210 163V162H209ZM93 164V163H92ZM105 164V163H104ZM129 164H131V163H129ZM138 164V163H137ZM151 164V163H150ZM147 165V166H152L153 167V165ZM164 164V163H163ZM163 164H161V165H163ZM166 164H168V163H166ZM171 164V163H170ZM27 165V164H26ZM85 165H89V164H85ZM145 165V164H144ZM155 165V164H154ZM183 165H185V164H183ZM191 165V164H190ZM194 165H195V163H194ZM34 166V165H33ZM84 166V165H83ZM90 167H91V162H90V165H89ZM94 166H96L97 167V165H94ZM116 166V165H115ZM122 166V165H121ZM128 166V165H127ZM130 166V165H129ZM165 166V165H164ZM172 166V165H171ZM176 166V165H175ZM226 167V166H228V167H230V171L229 170H226V168L225 169H223V167ZM85 167V166H84ZM88 167V166H87ZM90 167L89 168H87L88 169V171L86 172V173H88L89 171L91 172V169H90ZM108 167V166H107ZM112 167H113V165H112ZM111 167V168H112ZM124 167V166H123ZM130 167H132V166H130ZM135 167H137V166H135ZM142 167V166H141ZM159 167V166H158ZM160 167H163V166H160ZM170 167V166H169ZM173 168H174V163H173V166H172ZM181 167H183V166H181ZM181 167H180V169H181ZM194 167V166H193ZM196 167V166H195ZM15 168V167H14ZM92 168V167H91ZM117 168V167H116ZM139 168V167H138ZM147 168V167H146ZM151 168V167H150ZM149 168V169H150ZM154 168H156V165H155V167ZM164 168H166V166L164 167ZM179 168V167H178ZM185 168V167H184ZM197 168V167H196ZM200 168H198V169H200ZM90 169V170H89ZM93 169V168H92ZM100 169V168H99ZM105 169H107V168H105ZM104 169V170H105ZM108 169H110L109 167H108ZM130 169V168H129ZM135 169H137V168H134V170ZM149 169H148V171H149ZM157 169V168H156ZM168 169H170V168H168ZM195 169V168H194ZM96 170V169H95ZM97 170H98V168H97ZM101 170H103V168L101 169ZM113 170V169H112ZM116 170V169H115ZM133 169H131V170H129V172L128 173H130V171H132ZM138 170V169H137ZM137 170H135L138 174H139V172L137 171ZM141 170L144 172L145 171V169L143 170L142 168H141ZM152 170H153V168H152ZM158 170H159V168H158ZM173 170H175V169H173ZM184 170V169H183ZM83 173H84V171L83 170H81ZM134 171V172H135ZM148 171H145V174H147L148 175V173H146V172H148ZM154 171V170H153ZM163 172V174H164V170H160L159 171V173L160 172ZM168 171V170H167ZM186 171H188L189 172V170H186ZM191 171V170H190ZM194 171V170H193ZM201 171V170H200ZM55 172H53L54 174H55ZM89 172V173H90ZM93 172V171H92ZM102 173L100 174L101 175V178L102 177H104L105 176V172L103 173V171H101ZM133 172V171H132ZM132 172H131V174H132ZM150 172V171H149ZM162 172H161V175H159V176H161L162 177V179H164L165 180V178H163L164 177V175L162 174ZM170 172V171H169ZM172 172H174V171H172ZM178 172H180V171H178ZM196 172V171H195ZM194 172V173H195ZM199 172V170H197V172L196 173H198ZM39 173V172H38ZM45 173V172H44ZM112 173H113V171H112ZM117 173V172H116ZM127 173V174H128ZM158 173V172H157ZM187 173V172H186ZM191 173V172H190ZM196 173H195V175H196ZM80 174H81V172H80ZM92 174V173H91ZM96 174V173H95ZM111 173L109 172V175H110ZM152 174L153 175H157V174H154L153 172H152ZM167 173H165V175H166ZM170 174V173H169ZM172 174H174V173H172ZM171 174V175H172ZM83 175V174H82ZM82 175H80L81 176V178H82ZM90 175V174H89ZM123 175V174H122ZM128 175H130V174H128ZM133 175V174H132ZM132 175H130L129 177H131ZM135 175H137V174H135ZM134 175V176H135ZM140 176H141V172H140V174H139ZM146 175V176H147ZM177 175V173L175 174V176ZM180 175H184L183 173L182 174H180ZM190 175V174H189ZM45 176V175H44ZM54 176V177H53ZM79 176V177H80ZM88 176V175H87ZM108 176V175H107ZM113 176H114V174H112V178H113ZM125 176V175H124ZM133 176V177H134ZM138 176V175H137ZM146 176H144V174H143V177L146 179ZM159 176L157 177V176H154V178H157L156 180H158V178H159ZM169 176V175H168ZM174 176V175H173ZM192 176V175H191ZM236 176H238V175H236ZM85 177V176H84ZM97 177V176H96ZM110 178H111V175L109 176ZM116 177V176H115ZM151 177V172H150V176L149 177H147L148 178V180H150L149 178ZM166 177V176H165ZM87 179H88V177H86ZM85 178V179H86ZM90 178V177H89ZM101 178H99V179H101ZM104 178H106V176L104 177ZM104 178H102V182H103V179ZM111 178V179H112ZM120 177H118V179H119ZM135 178V177H134ZM153 178V177H152ZM151 178V180L153 181V179ZM167 178V177H166ZM183 178V177H182ZM186 178H187V176H186ZM232 178H233V176H232ZM38 179H40V178H37V177H30V179L29 180H25V181H23L22 183H21V185H20V187H19V189L21 188V190L23 189V188H25V190L26 189H28V190H30L31 189V187H33V186H35L36 184L37 185H40L41 183H40V180H38ZM84 179V180H85ZM97 179V178H96ZM114 179V178H113ZM117 179V178H116ZM143 179V178H142ZM161 179V180H162ZM187 179H189V178H187ZM81 180V179H80ZM106 180V179H105ZM107 180H109V179H107ZM132 180V179H131ZM147 180V179H146ZM145 180V181H146ZM150 180V181H151ZM159 180H160V178H159ZM171 180V181H170ZM169 180V182H170V184L171 183H173L174 184V193L176 192L175 191V189H177V191L179 190L180 192H181V190H182V182H184L181 178H178V177H174V178H171ZM190 180V179H189ZM192 180V179H191ZM41 181H42V179H41ZM89 181V180H88ZM110 181V180H109ZM130 181V180H129ZM133 181H134V179H133ZM144 181V180H143ZM150 181H146V182H144L145 184H149V182ZM81 182H83V181H81ZM85 182H87V181H85ZM84 182V183H85ZM91 182V181H90ZM90 182H89V185H90ZM111 182V181H110ZM113 182H115V183H117L116 182V180L115 181H113ZM122 182V181H121ZM125 182V181H124ZM131 182V181H130ZM139 182V184L141 183V181H138ZM137 182V183H138ZM160 182H162L163 184L166 182H163V181H159V182H157V183H160ZM191 182H193V181H191ZM191 182H189V183H191ZM84 183L82 184V185H79V186H85L86 185V183H85V185H84ZM91 183H93V182H91ZM96 183H98V182H95V184ZM106 183H108L107 181H106ZM119 183H120V180H119ZM134 183V182H133ZM135 183H136V181H135ZM136 183V184H137ZM152 183H154V182H152ZM151 182H150V184H152ZM155 183H156V181H155ZM154 183V184H155ZM156 183V184H157ZM161 183V184H162ZM166 183H168V182H166ZM188 183V184H189ZM43 184V183H42ZM99 184V183H98ZM104 184V183H103ZM109 185H110V183H108ZM114 184V183H113ZM121 184H123V183H120V185ZM162 184V185H163ZM168 185L169 186V188H171L172 186L171 185ZM185 184H187V183H183V185H184V187L186 186ZM191 184H193V185H197L198 184V186L196 187H194L193 188V186L190 188V189H188V190H186V192H184L185 194H188L187 192L189 191V190H191L192 191V188H193V192H191V191H189L190 192V201L192 200H194V201H197V203H198V201L200 202L199 204H197L196 202H194L195 204H197V205H195L194 203H191L190 205H186V203L184 204V205H186L185 206V209H186V211L188 212V214H189V212L190 211H192L193 212V209L194 208H197L198 207V209L196 210V212L194 213V217H200V219L203 221V222H207L208 224H209V226H210V228L213 230V231H215V232H218L219 230L221 231V229H224V228H222V227H226V225L229 223V220L227 219V221L225 222V219H224V224H223V226H219L218 224L220 223V221H222V217L221 216H224V215H221L220 216V213H219V211H217L218 209H216L217 207H218V205H217V207L216 206H214V203L215 202H217L216 200H217V197L216 196H207L206 195V191H204L202 188H201V186H200V183H199V181H194L193 183H191ZM229 184V183H228ZM88 185V184H87ZM86 185V186H87ZM97 185V184H96ZM101 185V184H100ZM140 185H143L144 186V184H140ZM146 185V186H147ZM153 185V184H152ZM181 185V186H180ZM24 186V187H23ZM90 186H92V185H90ZM104 186V185H103ZM111 186V185H110ZM109 186V187H110ZM137 186H138V184H137ZM142 186V187H143ZM154 186V185H153ZM158 187H162V186H159V185H157ZM167 186V185H166ZM179 186H180V188H179ZM251 186H249V187H251ZM254 186L252 187V188H254ZM76 187H78V186H76ZM97 187H98V185H97ZM106 187H108V185L106 186ZM124 187H126V186H124ZM140 187V186H139ZM139 187H136V188H139ZM152 187V186H151ZM157 187V188H158ZM189 187V186H188ZM225 186H223L221 189H218L217 191V193H222V192H224L225 194L227 193L228 195H230L228 198H227V201L229 202L228 203V206L227 207H229V209H230V211H229V213H231L230 215H231V219L230 220H233V221H235V223H239V224H241L242 222V215H241V213H240V211L238 210V209H236V208H234V206H233V204H235V203H238L239 202V197H241V196H243V195H241V196H234L233 195V193H231V191L228 189V187L227 188H224ZM54 188V187H53ZM80 188V187H79ZM92 188V187H91ZM117 188H118V186H117ZM121 188H123V187H121ZM120 188V189H121ZM136 188H134V190H136ZM141 188V187H140ZM146 188H149V186H147ZM163 188V187H162ZM185 188H187V187H185ZM184 188V189H185ZM74 189H76V188H74ZM88 189L89 190H87V188L85 189V187H82V190L80 189V190H78L77 191V193H76V190H75V194H76V196L75 197H77V199L79 198V200L81 199V204H79L80 205V208L79 209H81L80 211H82V212H84L86 215H88V216H91L92 217V221L95 223L96 222V224H95V227L97 228V230L95 231H92V229H87L86 230V232H87V234H92L93 232L97 235V238H101V239H103V238H105V240H107L109 243H111V242H113V241H118V244H119V242H123V241H125V242H127V244H130V245H132L131 243L134 241V240H136V235H137V233L139 232V230H140V228H141V230H142V225L139 223V220L143 217V215H144V213H143V215H137V216H135L136 217V219H135V217L133 218V221L135 222V223H133L134 225L133 226H131V228H129V227H126L125 226V224L123 225V224H121V223H118V221H117V219H116V217L115 216H112L111 214V216L110 215H108L107 213V209H105V208H109V206H107V207H105L104 208V206L101 204V202H98L97 201V197H96V194L97 193H94L95 191H93V189H94V187L91 189L92 191H90V188H89V186H88ZM104 189V188H103ZM109 188H107V190H108ZM113 189V188H112ZM124 189V188H123ZM131 189V188H130ZM143 189V188H142ZM145 189V188H144ZM143 189V190H144ZM161 189V188H160ZM165 189H166V187H165ZM172 189H173V187H172ZM171 189V190H172ZM244 189V188H243ZM258 189V188H257ZM24 190V189H23ZM28 190H26V191H28ZM45 190V189H44ZM125 191H126V189H124ZM129 190V189H128ZM138 190V189H137ZM136 190V191H137ZM141 190V189H140ZM142 190V193H144V191ZM151 190V189H150ZM155 190V189H154ZM158 190V189H157ZM163 190V189H162ZM248 189H246L245 190V193L246 194H244L245 196L247 195V191ZM255 190H256V188H255ZM71 191H74V190H71ZM99 191V190H98ZM106 191V190H105ZM145 191H147V190H145ZM156 191V190H155ZM166 191V190H165ZM210 191V190H209ZM244 191V190H243ZM253 191V190H252ZM258 191V190H257ZM113 192V191H112ZM117 192H119V191H117ZM134 192V191H133ZM157 192V191H156ZM158 192H161L160 190L158 191ZM157 192V193H158ZM163 192V191H162ZM167 192V191H166ZM173 192V191H172ZM250 192V191H249ZM30 193V192H29ZM63 193V192H62ZM105 193V192H104ZM106 193H108V191L106 192ZM123 193V192H122ZM125 193V192H124ZM135 193V192H134ZM137 193V192H136ZM156 193V194H157ZM168 193L170 194V192H169V189H168ZM167 193V194H168ZM177 193V192H176ZM175 193V194H176ZM183 193V192H182ZM181 193V194H182ZM211 193V192H210ZM256 193V192H255ZM99 194V193H98ZM109 194V197H110V193H108ZM118 194V193H117ZM129 194H130V191H129ZM133 194V193H132ZM138 194H140L139 192H138ZM150 193H146V195L145 196H147V195H149ZM160 194V193H159ZM167 194H165V195H163V193H162V196H165V198H166V195ZM168 194V195H169ZM173 194V193H172ZM174 194V195H175ZM181 194H178L177 193V195H179V196H182ZM184 194V195H185ZM212 194V193H211ZM19 195V194H18ZM27 195H29V194H27ZM44 195V194H43ZM100 195V194H99ZM106 195V194H105ZM104 195V196H105ZM125 195V197H126V194H124ZM137 194H135L134 196H136ZM141 195V194H140ZM144 194H142L141 196H143ZM167 195V196H168ZM173 195V196H174ZM183 195V196H184ZM188 195H185L186 197L188 196ZM60 196H61V193H60ZM60 196H59V199H60ZM98 196V195H97ZM101 196H102V193H101ZM116 196V195H115ZM120 197H121V195H119ZM118 196V197H119ZM132 196V195H131ZM138 196V195H137ZM155 197H156V195H154ZM172 196V195H171ZM225 196V195H224ZM29 197H30V195H29ZM107 197H108V195H107ZM118 197H116L115 199H117ZM120 197L118 198L119 200H120ZM124 197V196H123ZM122 197V198H123ZM124 197V198H125ZM140 197V196H139ZM150 197V196H149ZM153 197V194H152V196H151V198ZM169 197V196H168ZM177 197V200L179 199L178 198V196H176ZM186 197H184L185 199H186ZM248 198H249V193H248V196H247ZM22 198V197H21ZM61 198H62V196H61ZM66 198V197H65ZM128 198H130L129 196H128ZM142 197H140V198H138V200L139 199H141ZM147 198V197H146ZM156 198H158V196L156 197ZM163 197H161V199H162ZM174 198H175V196H174ZM189 198V197H188ZM224 198V197H223ZM243 198V197H242ZM19 199V198H18ZM102 199H103V197H102ZM125 199H127V198H125ZM170 199V198H169ZM173 198H171V200H172ZM180 199H182L183 200V198H180ZM180 199H179V201H180ZM225 199V198H224ZM30 200V199H29ZM104 200V199H103ZM102 200V201H103ZM109 200V199H108ZM144 200H146V199H144ZM154 200H157V199H155L154 198ZM159 200V199H158ZM168 200V198H166V201ZM176 199H175V201L176 202H178ZM181 200V201H182ZM243 200V199H242ZM250 200V199H249ZM69 201V200H68ZM105 201H107V200H105ZM127 201V200H126ZM128 201H130V200H128ZM135 201V200H134ZM133 201V202H134ZM140 201V200H139ZM153 201V200H152ZM162 201H164V200H161V204H162ZM170 201V200H169ZM172 201H174V199L172 200ZM180 201V202H181ZM184 201V200H183ZM182 201V202H183ZM247 201V200H246ZM60 202H61V200H60ZM63 202V201H62ZM70 202V201H69ZM114 202V201H113ZM131 202V201H130ZM132 202V203H133ZM138 202V201H137ZM143 203V199H142V201H140L139 203ZM147 202V201H146ZM243 202V201H242ZM248 203H249V201H247ZM157 204H158V202H156ZM167 203H169V202H167ZM170 203H172V202H170ZM169 203V204H170ZM188 203V202H187ZM57 204V203H56ZM126 204L127 203H125V207H126ZM144 204V203H143ZM151 204V203H150ZM166 204V203H165ZM173 204V203H172ZM172 204H170V206L169 207H171V206H173ZM176 204V203H175ZM178 204H179V202H178ZM181 204V203H180ZM179 204V205H180ZM219 204V203H218ZM247 204V203H246ZM51 205V204H50ZM68 205V204H67ZM119 205H122V202H121V204H119ZM131 206H132V204H130ZM139 205H141V204H139ZM145 205V204H144ZM147 205V204H146ZM162 205H164V203L162 204ZM166 205H168V204H166ZM216 205V204H215ZM224 205H226V204H224ZM244 205V204H243ZM255 206H257L256 204H254ZM135 206H137L138 207V205H135ZM134 206V207H135ZM142 206V209H143V205H141ZM141 206H140V208H141ZM161 206V205H160ZM175 206V205H174ZM176 206H177V204H176ZM175 206V207H176ZM245 206V205H244ZM247 206V205H246ZM56 207V206H55ZM112 207H114L113 205H112ZM122 207V206H121ZM125 207L123 208V209H125ZM133 207V208H134ZM137 207H135V208H137ZM145 207L146 206H144V209H145ZM150 207V206H149ZM149 207H148V209H149ZM158 207H159V205H158ZM166 207V206H165ZM174 207V208H175ZM216 207V208H215ZM237 207V206H236ZM2 208V207H1ZM71 208V207H70ZM69 208V209H70ZM129 208V207H128ZM132 208V209H133ZM147 208V207H146ZM162 208H163V210H164V206H162ZM161 208V209H162ZM172 208V207H171ZM174 208L172 209L173 211H174ZM177 208H178V206H177ZM179 208L181 209V207L179 206ZM178 208V209H179ZM183 208H184V206H183ZM182 208V209H183ZM257 208H258V206H257ZM132 209H130V211H128V212H132ZM168 209H170V208H168ZM176 209V208H175ZM181 209V210H182ZM228 209V210H229ZM49 210H50V208H49ZM60 210H61V208H60ZM65 210H66V208H65ZM64 210V211H65ZM110 210V209H109ZM108 210V211H109ZM117 210V209H116ZM121 210V209H120ZM127 209H125L124 211H126ZM133 210H135V209H133ZM136 210H138V209H136ZM147 210V209H146ZM171 210V209H170ZM171 210V211H172ZM180 210V211H181ZM225 210V209H224ZM256 210H258V209H256ZM261 210V211H262ZM75 212H76V210H74ZM79 211V212H80ZM112 209H111V213H112ZM142 211V210H141ZM154 211V210H153ZM165 211H166V209H165ZM177 211H179V210H177ZM115 212H117V211H115ZM123 212V211H122ZM134 212V211H133ZM136 212V211H135ZM138 212V211H137ZM147 212V211H146ZM150 212H152V210H150ZM149 212V213H150ZM161 212V211H160ZM168 212V211H167ZM185 212V211H184ZM259 212V211H258ZM59 213H61V217L59 218V219H57V222L56 223H54V224H49V223H44L45 221H42V219H41V224H40V226H38V231L36 232H32L31 230H27L26 232H24V233H21V234H19V235H17V238L19 239V238H22L23 240H24V243L22 244L17 238H14V239H11V238H7L6 240H5V238L3 239V241L1 242L2 244H3V246H2V248L4 247V249L3 250H5V252L4 253H2L1 254V256H0V264H14V262H16L17 261V263H18V258L17 257H21V260H22V258L23 259H29V260H32L31 258H28V253H26L27 251H26V247H28L27 246V241H30V242H35V239H34V237H36V239L38 238L37 237V234L39 235V237H40V239L39 240H41V241H45L46 243H44V248H45V250H47L48 252H50L51 254H52V250H54V252L53 253H58L59 254V256H58V258L60 259V260H58V261H64V259H63V257L64 256H67V258L69 257V258H71V259H74L73 257L74 256H76V254H77V252L79 251L78 250V246H80L79 244H78V242H77V237L79 236H77L76 235V233L77 232H79L78 230H77V228L78 227H76V226H73V225H70L69 224V222H68V216H66V213L64 214L63 213V211H61V212H59ZM142 213V212H141ZM149 213H148V218H149ZM154 213V212H153ZM153 213H150V214H152V217H155L154 215H155V213H154V215H153ZM171 213V212H170ZM174 213V212H173ZM182 213V212H181ZM229 213H227V215L229 214ZM126 214V213H125ZM134 215L136 214V213H133ZM168 214V213H167ZM191 214V213H190ZM20 215V214H19ZM32 215V214H31ZM70 215V214H69ZM114 215V214H113ZM128 215H129V213H128ZM131 215V217H132V213L130 214ZM256 215V214H255ZM21 216V215H20ZM122 216V215H121ZM184 216V214L182 213V214H174V215H172V216H170V218H169V216H168V218L170 219L169 221H170V227L172 226V228L174 227L173 225L176 223V222H178L179 220L180 221H182V217ZM187 216V215H186ZM190 216V215H189ZM38 217H39V213H38ZM57 217V216H56ZM115 217V218H114ZM128 217V216H127ZM145 217V216H144ZM152 217H151V219H152ZM159 217V216H158ZM34 217H32L31 216V219H33ZM129 218V217H128ZM146 218V217H145ZM147 218V219H148ZM160 218V217H159ZM164 218V217H163ZM162 218V219H163ZM193 218V217H192ZM30 219V220H31ZM91 219V218H90ZM155 219H157L156 217H155ZM152 220V222L153 221H156V220ZM167 219V217H165L164 218V221H167L166 220ZM190 219V218H189ZM196 219V218H195ZM54 220V219H53ZM52 220V221H53ZM121 220V219H120ZM124 220H125V217H124ZM150 220V219H149ZM158 220V219H157ZM199 220V219H198ZM200 220V221H201ZM51 221V220H50ZM56 221V220H55ZM88 221H90V220H88ZM87 221V222H88ZM126 221V220H125ZM141 221V220H140ZM148 221V220H147ZM147 221H145V222H147ZM188 221H190V220H188ZM188 221H185V223L187 222V224H189V222ZM197 221V220H196ZM232 221V222H233ZM48 222V221H47ZM99 222V223H98ZM160 222V221H159ZM195 222V221H194ZM219 222V223H218ZM231 222V221H230ZM52 223V222H51ZM92 223V222H91ZM90 223V224H91ZM126 223H127V221H126ZM155 223H157V222H155ZM162 223V222H161ZM161 223H159V224H161ZM164 223V222H163ZM169 223V222H168ZM235 223H234V225H235ZM72 224V223H71ZM78 224V223H77ZM142 224H144V223H142ZM154 224V223H153ZM159 224H156V225H158V226H161V225H159ZM165 224V223H164ZM190 224H191V222H190ZM79 225V224H78ZM89 225V224H88ZM176 225V224H175ZM183 225H184V223H183ZM186 225V224H185ZM261 225V224H260ZM35 226V225H34ZM85 227H86V225H84ZM90 226V225H89ZM149 226V225H148ZM162 226H163V224H162ZM169 226V225H168ZM188 226V225H187ZM191 226V225H190ZM237 226V225H236ZM22 227H24V226H22ZM33 227V226H32ZM31 227V228H32ZM37 227V226H36ZM116 227L119 229V230H117V233H114V230L116 229ZM147 226H145V228H146ZM189 227V226H188ZM192 227V226H191ZM34 228V227H33ZM115 228V229H114ZM144 228V227H143ZM148 228V227H147ZM161 228V227H160ZM166 228H167V225H166ZM241 228V227H240ZM11 229V228H10ZM114 229V230H113ZM164 229V228H163ZM170 229V228H169ZM187 229V228H186ZM82 230V229H81ZM143 230H145V229H143ZM153 230V229H152ZM156 230V229H155ZM159 230H161V229H157V231H155V232H158ZM168 230V229H167ZM174 230H176V228L174 229ZM24 231V230H23ZM29 231H31V232H29ZM85 231V230H84ZM91 231H92V233H91ZM116 231V230H115ZM150 231V230H149ZM148 231V232H149ZM223 231V230H222ZM85 232V233H86ZM154 232V231H153ZM161 232V231H160ZM167 232V231H166ZM165 232V233H166ZM170 232V231H169ZM81 233V232H80ZM93 233V235H91L92 237H91V239L93 238L94 239V237L93 236H95L96 237V235ZM142 233V232H141ZM140 233V234H141ZM144 233V232H143ZM147 232H146V230H145V234H146ZM151 233H152V231H151ZM163 233V232H162ZM161 233V234H162ZM28 234V235H27ZM90 234H89V236L88 237H90ZM149 234V233H148ZM157 234V233H156ZM183 234V233H182ZM153 235V234H152ZM158 235H159V233H158ZM166 235H168V234H166ZM238 235V234H237ZM5 236V235H4ZM77 236V237H76ZM83 235H81V237H82ZM84 236H87V235H84ZM139 236V235H138ZM141 237H142V235H140ZM80 237V236H79ZM78 237V238H79ZM145 237V236H144ZM166 237V236H165ZM170 237V236H169ZM85 238V237H84ZM172 238V237H171ZM171 238H170V240H171ZM174 238V237H173ZM172 238V239H173ZM82 239V238H81ZM96 239V238H95ZM93 240V244L92 245H94L95 246V241L96 240ZM100 239V240H101ZM210 239V238H209ZM26 240V241H25ZM80 240V239H79ZM83 240V239H82ZM86 240V239H85ZM98 240V239H97ZM99 240V242H101ZM104 240V239H103ZM141 240V239H140ZM175 240V239H174ZM89 241V240H88ZM226 241V240H225ZM228 241V240H227ZM226 241V242H227ZM230 241V240H229ZM97 242V241H96ZM98 242V243H99ZM103 242V241H102ZM106 242V241H105ZM107 242V243H108ZM138 242V241H137ZM140 242V241H139ZM173 242V241H172ZM175 242V241H174ZM208 242V241H207ZM246 242V241H245ZM98 243H96V246H97V244ZM104 243V242H103ZM197 243V242H196ZM214 243V242H213ZM222 243V242H221ZM221 243H219V241H218V244L220 245ZM259 243V242H258ZM1 244V245H2ZM81 244H82V241H81ZM85 244H87V243H85ZM89 244H90V242H89ZM89 244H87V245H89ZM112 244V243H111ZM117 244V243H116ZM134 244V243H133ZM137 244V243H136ZM145 244V243H144ZM173 244V243H172ZM227 244V243H226ZM229 244V243H228ZM250 244V243H249ZM257 244V243H256ZM262 243L260 242V245H261ZM31 245V244H30ZM84 245V244H83ZM87 245H86V247H87ZM92 245H91V247H92ZM103 245H105V244H103ZM102 244H101V246H103ZM122 246H123V244H121ZM126 245V244H125ZM130 245H128V246H130ZM140 245V244H139ZM175 245V244H174ZM206 245V244H205ZM213 245V244H212ZM211 245V246H212ZM215 246H216V243L214 244ZM213 245V246H214ZM218 245V246H219ZM225 245V244H224ZM258 245V244H257ZM37 246H38V244H37ZM82 246V245H81ZM90 246V245H89ZM93 246V247H94ZM118 246V245H117ZM213 246L211 247V248H213ZM229 246V245H228ZM227 246V247H228ZM31 247H33V246H31ZM99 247V246H98ZM133 247H135V246H133ZM171 247V246H170ZM189 247V246H188ZM207 247H209V246H207ZM222 248V249H220V250H214V251H199L200 253H189V255H185L184 253V256H183V254L181 255V257H179V256H177L178 258H181V263L182 264H260V262H261V260L263 261V257H264V249H256L255 250V248H253V246H249V245H243V243H242V245L241 246H239L238 247V249H236L237 248V246H234V247H236V248H234L233 247V249H230V248ZM35 248V247H34ZM81 248V247H80ZM95 248V247H94ZM123 248V247H122ZM129 248V247H128ZM145 248V247H144ZM204 248H206L205 246H204ZM203 248V249H204ZM210 248V249H211ZM216 248V247H215ZM232 248V247H231ZM113 249V248H112ZM202 249V248H201ZM207 249V248H206ZM219 249V248H218ZM39 250V249H38ZM41 250V249H40ZM81 250V249H80ZM94 250V249H93ZM143 250V249H142ZM186 250V249H185ZM2 251V250H1ZM37 251V250H36ZM114 251V250H113ZM126 251V250H125ZM129 251V250H128ZM186 251H189V250H186ZM192 251H194V249L192 250ZM191 251V252H192ZM29 252V251H28ZM47 252V253H48ZM97 252V251H96ZM181 252V251H180ZM179 252V253H180ZM182 252H183V249H182ZM185 252V251H184ZM26 253V254H25ZM40 253V252H39ZM38 253V254H39ZM42 253H43V251H42ZM82 253V252H81ZM121 253V252H120ZM128 253V252H127ZM131 253V252H130ZM25 255V257L23 256L22 257V255ZM41 254V253H40ZM50 254V255H51ZM36 255H37V253H36ZM119 255V254H118ZM102 256V255H101ZM133 256V255H132ZM13 257V259H11ZM37 257V256H36ZM42 257V256H41ZM100 257V256H99ZM122 257V256H121ZM176 257V256H175ZM175 257H173V258H175ZM18 260H17V259ZM47 258V257H46ZM173 258H171L172 260H173ZM40 259V258H39ZM90 259V258H89ZM168 259V258H167ZM166 259V260H167ZM35 260V259H34ZM49 260V259H48ZM165 260V262H167ZM168 260H170V259H168ZM175 260V259H174ZM174 260H173V262H174ZM179 260V259H178ZM20 261V260H19ZM44 261H45V259H44ZM43 261V262H44ZM46 261H47V259H46ZM126 261V260H125ZM37 262L39 263V261L37 260ZM78 262V261H77ZM172 262V261H171ZM40 263H42V262H40ZM49 264H50V261L48 262ZM56 263V262H55ZM59 263V262H58ZM72 263V262H71ZM94 263V262H93ZM157 263V262H156ZM168 263V262H167ZM264 263V262H263ZM16 264V263H15ZM23 264V263H22ZM26 264H28V262L26 263ZM57 264V263H56ZM60 264V263H59ZM76 264V263H75ZM133 264V263H132ZM148 264H150V263H148ZM152 264V263H151ZM158 264V263H157ZM160 264V263H159ZM170 264V263H169ZM261 264H262V262H261Z\"/></svg>",
  "mask_w": 264,
  "mask_h": 264
}]
</instances>
